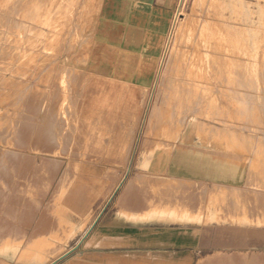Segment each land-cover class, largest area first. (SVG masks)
<instances>
[{
  "label": "rangeland",
  "instance_id": "374dc122",
  "mask_svg": "<svg viewBox=\"0 0 264 264\" xmlns=\"http://www.w3.org/2000/svg\"><path fill=\"white\" fill-rule=\"evenodd\" d=\"M25 1L26 0H23V2H25ZM30 1L33 2L34 0H30ZM30 1L28 0V3L32 4ZM48 1L46 0L45 4L48 8H49L48 5L53 4V7H51L52 5L50 6L51 10L55 7L54 4H58L57 0H56V2H55V0H53L55 3H51V4L48 3ZM58 1H60L61 2L60 4H62L61 7L59 6L60 4L57 5L60 8V12H64L63 11L64 8L66 10V7L68 5H70V6H68V8H71V6L73 7L72 10L67 9V10H69L68 13L64 12L65 14H69L71 16L70 17L69 15H66V16H68L67 19L70 18V20L68 19V21H67V19H65V17H64V19L66 20V22H65V20L62 19L63 18L62 15H64V14L60 13L58 11L59 8L57 6L56 7L58 9L57 8L56 9L54 8V9L58 12H55L54 9L52 12H55L54 15H56V13H58L59 16L61 15L60 17L57 16L58 14L55 17L52 14V12H50L51 10H49L45 6L46 10L48 9L47 11L50 15L47 14L46 13L47 11L42 6V5H45L43 3V0L38 1V2H40V4L36 1L38 6L34 5V4H36L34 2L32 4L33 6L28 5V3L26 1L24 3L25 7L28 5L26 8L24 7V5L22 6L23 3L21 2V0H0V83H1L0 84V120L5 122L4 123L5 125H3V123L1 125V122H0V125L2 126V127L0 126V128L2 129V130L0 129V132L4 131V132H1V134H0V141L3 139V142H0V158H1L0 159V173L1 172L3 173V171L5 173V174L4 173L0 174V177H1L0 178V188H1L0 189L1 190L0 191V209H1L0 210V215H1L0 216V250H1L0 251V264H41V260H40L41 256H39V257L38 256H32V257H29L28 259H21V253L26 248H30L31 250L33 249V252L35 251L37 253L42 252L43 250H46L48 247L47 245H49V243L52 240L51 239L52 235H54V234L60 235V233H63L65 228H66L65 225H67V227L72 225V229H74V231L76 230L73 234H71L72 237L69 236L66 238V240L63 241L64 245H65L64 246L65 250L70 251L74 247H76L80 242H82V243L80 244L79 248L75 249L70 254H68L66 257L59 260L56 264H72V263H75L76 261H83L85 263L88 262V264H188L187 260H174V259L184 257L189 252V250L193 249L195 246L199 247V249H201V250H208V249H211L212 247H216L218 245L224 246L226 244V242H191V241H189V239H192V240H194L195 238L203 239L206 236H209L210 234L211 235L212 234H220V238H223L224 234H227L229 232H233L234 234H239V235L242 234L245 236H247V235L252 236V232H253L252 230L254 228H258V227L264 228V212H263V210H261L260 214H246V213L236 214L234 212H231L229 214H223L222 213V206H221V204H219L220 203L219 199H218L219 195L216 194L215 191L213 192V190H208V189L206 190V188H204V187H198V186L196 187L195 184L190 183L189 176H191L193 174H190V172H189L188 154L182 151L183 148H185L184 150L186 152L188 151V146L187 145L184 146L183 143L188 141V139H189L188 133L190 132V130H192V128H196V127L202 128L204 131L198 132V135H197V137L199 139L198 143L202 144V146L205 147L206 150L214 156L224 158L228 161L237 162L239 164H246L248 172L249 171L250 172L248 174V179H247L248 184H246L245 189H248L251 191H258L261 193V195L264 196V145H263L264 144V140H263L264 139V132H263L264 131V117H263L264 116V112H263L264 111V107H263L264 106V101H263V99H264V96H263L264 95V93H263L264 92V75H262V74H264V49H263V47H264V0H171V1L168 0L167 7L169 9V18H168V21L165 24L163 30H160V31L157 30L155 27H153L154 24L151 22V20H149V18L140 19V20H133L134 17L132 15L131 16H129V15L124 16V15L118 14L119 11L122 12V8L118 7L114 0H103V1L97 0V3H98L97 5H96V2L95 3L92 2L93 6H95V7H92L91 1L89 0L90 1V8L91 7L95 8V9L91 8L92 9L91 12L94 10L95 16L97 15L96 17L95 16L93 17V15H94L93 12L89 13V14L85 13V10L89 7V3H88L89 1H87V0H83V2H85V3H83L82 0H80V1L76 0V1H78L77 2L78 4L76 3L77 6L74 3V2H76L75 0L74 1L73 0H70V1L69 0H65V1L64 0H58ZM71 1H72V4H71ZM86 1H87L88 5L86 4ZM92 1H94V0H92ZM100 1H102V2L100 3ZM50 2H52V0H50ZM65 2H67V3H65ZM81 2H82V5H84L83 7L85 9L80 5ZM41 3H42V5H41ZM63 3L67 4L66 7H64L65 4H63ZM100 4L102 6L99 7ZM85 5H87V8ZM78 6H79V9L77 8ZM28 7H31V8L33 7V9L36 7L37 8L36 13H33L35 9L32 10V12H30L31 8H28ZM38 7L39 8L41 7V8L38 9ZM42 7L44 8V11H41V9H43ZM27 8L30 9V10H28L30 12V15H29V13H27L28 15L26 13L22 14L23 12L27 11ZM61 8H63V10ZM75 9H78L79 11L75 10ZM82 9H84V11ZM23 10H25V11H23ZM88 10H89V8L87 9V11ZM70 11H73V12H71V14H70ZM80 11L81 12L83 11V14L80 13ZM39 12H40V14H38V15H40V16H42L41 13L44 14L42 16L43 19L41 18L42 21H41V19H38V20H40L41 23H39V21L37 20V18L39 17L37 15V13H39ZM88 12H90V11H88ZM178 12H179V15H178L179 23L182 22V23H184L183 25H185L187 21H188V23L190 21L189 24L192 26H194V25L202 26L201 30L205 34L204 37L211 40L215 46H217V47L219 46V49H220L219 51L221 52V54L223 53L222 57L225 55L227 56V57L225 56L224 59L222 58V60L225 64L222 65L221 68H219V70H216V68H218L217 66H215V68L212 70L213 75L216 74V71H217V74L225 71L224 73L226 75L224 73L222 74V75H224L225 79L222 78L221 81H218L219 84L221 83V86L217 84L218 83L217 80H220V79H217V77H214L213 83H210V81L212 80V77H211V79H208V83H206L205 86L208 85V86H210L209 88L207 86V87H205V89H203L202 87L199 88V86H198V91H196L197 88L195 89L196 86H194V89H193V85H190L192 87L190 89L189 84L184 80H180L181 82L180 81L178 82V80L181 79V76H176L175 74H178V73L181 74L180 72H182L183 68L185 67L184 63H182L183 55L185 58L187 54H190V51H192V49L198 48L196 43H195L197 41V37H196V39L194 38L195 36L193 35L194 33L192 30V31H188V32L186 31L183 33H179V34H181V35H178L179 41H180V36L182 38L187 37V41L185 40L186 38H183V40L181 38V42H179L177 40L178 44L177 43L175 44V45H177V46H175L176 51H178L177 49H179V46L182 49L181 53L179 51L178 52L175 51V60L178 59L180 61V59H181V61H180V63H178V60H177V63H176L175 60H173V62H171V65L169 64L170 65V66H168L169 68H167V63H166L165 67L167 69H169V71H166V72H168V73H166L164 71V69H165V67H164L162 75L163 76L166 75V76H164V77L161 76L160 77V83L158 84V86L156 88L154 87L155 85L153 83H155V79L158 77L157 73L161 69L160 60H161V57H162L164 50H165V47H166L165 44H167L168 36L170 34V31L172 30L171 26H173L174 20H175ZM18 13H21L22 15L18 14ZM45 13L48 16V18H47V16L45 17ZM74 13L77 16L74 15ZM180 13H182V15H180ZM25 14L27 15L26 17H25ZM35 14L38 17L34 18ZM19 15L20 16L24 15V18H25V19L23 18L24 21L21 19L22 17H20ZM31 15H32L33 19H35V20H33L32 18L30 20L31 21L33 20L34 22H36V20H37L38 21L37 24H35V23L33 24V22L31 23L32 25L29 24L28 19L30 18L29 16H31ZM80 15H81L82 19H81V17H79ZM53 16L55 18L54 20H56L58 17L59 18L58 21H60L61 19H62V21L63 20L64 21L63 22L61 21L59 24L56 20L54 23L53 22L54 20L52 18ZM27 17H28V19H27L28 21L26 20ZM49 17H50L49 21L53 20V21H51V22H53V24L51 22H46V21H48L47 19H49ZM184 17L185 18L187 17L189 19L187 20V18L185 19ZM44 18H47V19H44ZM93 18H95V20ZM182 18H184V19H182ZM19 19L22 21H20ZM79 19H80V21L77 22V20H79ZM192 19H193V21H192ZM43 20H46V21H43ZM86 20L88 21L87 23H86ZM69 21H71L72 23L74 22V23L71 24ZM82 21H84V23L87 25L86 27H85V25L83 27L84 23ZM21 22H23L22 25L21 24L18 25V23H21ZM46 23H48L47 25H49V26H46L45 25ZM67 23H69L68 25H70L72 27V29H71V27H69L67 25ZM23 24H26L27 26L26 25L25 26L29 30H27V28H25V26L23 28ZM39 24L42 27H44V26L48 27V29L46 27L41 28V26ZM50 24H52V25H50ZM56 24H57L59 30L57 29ZM62 24L66 25V27H64L65 28L64 32L62 30L63 28L61 27ZM189 24H188V27L191 28L192 26H190ZM36 25H37V27H36ZM88 25H89V27H88ZM93 25H95V26H93ZM20 26H22V27H20ZM31 26H33L32 29H31ZM54 26H56V28H53V30L55 29V31L52 30V27H54ZM75 26H76V30H75ZM80 27H83V29ZM115 27L122 28V31L117 29V31L113 32V28H115ZM36 28H38V30ZM60 28H61V30H60ZM86 28H89V29H86ZM25 29H26V31H25ZM33 29L34 30L36 29V32L38 31L39 35H36L38 33L35 34ZM56 29H57V31H56ZM91 29H92L93 34L90 33ZM20 30H21V33H20ZM40 30H42V31L40 32ZM83 30L85 32V33L84 32L83 33L86 35H84L81 32ZM132 30L136 33H139V37L136 39L137 49H135V50L128 48L129 46L130 47L132 46L131 45L132 39H130V33L132 32ZM28 31H30V32H28ZM61 31L63 32L64 35L60 34V33H62ZM68 31H71V32H68ZM26 32H28V33H26ZM43 32H46V33L43 34ZM47 32H49V33L51 32L50 33L51 35L49 34L51 37L48 36ZM52 32H56V33H52ZM58 33H59V36H56V34H58ZM68 33H70V35ZM74 33H76V34H74ZM78 33H79V35H81V33L83 34V39L81 38L82 36L78 35ZM21 34H26L27 36H30V37L33 36V34H35L36 36L34 35L31 38V41L33 42L32 43L29 41L30 39L26 35H24L25 40L23 39V37H20V36H23ZM41 34H42V36L40 38ZM66 34L68 36H66ZM182 34H184V35H182ZM185 34L187 36H185ZM44 35H46V37L48 39L55 37L54 39H50L51 42H49V43H52L53 42L52 40H54V43H52V44L47 43L46 44V42L50 41V40H48ZM192 35H193V37H192ZM62 36H64V38ZM17 37H19L22 40H19ZM35 37H36V39H35ZM79 37H80V39H79ZM216 37L218 38V40ZM16 38L18 40L17 43L21 42V44H22L21 46H19L20 52L16 48L20 44V43L18 45L16 44V41H17ZM38 38L40 39L41 42L38 41L39 40ZM61 38H63V39L61 40ZM74 38H75V40H74ZM85 38H87L88 40L85 41L84 40ZM26 39H29V40H26ZM43 39L46 40V41L44 40L45 41L44 43H43ZM66 39H67V41H66ZM114 39H117L118 41L116 42ZM202 39H203V37H200V40H202ZM70 40L74 41L73 43L76 45L78 44V45L77 46L74 44L72 45V42ZM82 40H84L85 42H83ZM89 40H90V42L93 41V42H91L92 44L89 42ZM191 40H193V42ZM200 40H198V41L200 42ZM22 41H24L25 43ZM64 41H65V45L67 44V46H63ZM69 41L71 43H69ZM75 41L76 42L80 41V42L76 43ZM182 41H184L185 44L187 42V45L185 46ZM215 41L219 42V43H216ZM26 42L29 43L30 47L27 45L28 43H26ZM38 42H39V45H38ZM61 42H62V45H61ZM81 42L83 44L82 45L83 48L86 45H89V43L91 46V48H90V46H89V48H88V46H86L85 50L87 48L89 49V52L87 54L84 50L85 54L87 55V57H86V55H85V57L88 58L86 61L84 58L81 59V57H80L82 55H83L82 57H84V54L81 53V51H82V46H80ZM188 42H190V43H188ZM203 42H204V40H203ZM55 43H56V45H55ZM84 43H85V45H84ZM45 44L47 45L46 47H45ZM48 44L51 46L50 47L51 49L48 48L49 47ZM58 44H60V45H58ZM68 44L69 45L71 44V46H75L74 47L75 49L73 47H70ZM235 44H236V47H234ZM23 46H24V49H22ZM39 46L40 47L44 46V47L40 48ZM58 46H59V49H57ZM201 46L204 48V49L202 48L201 50L207 49V47L205 48L204 44H202ZM222 46L225 48H223ZM11 47L13 48V50L16 49L17 53L16 52L13 53V50ZM19 47H18V49H19ZM28 47L30 49H28ZM31 47L33 50L31 49ZM34 47H35V49H34ZM53 47H56V48L54 49ZM68 47H69V49H68ZM76 47H78V48L80 47L79 50ZM191 47H192V49L190 50ZM26 48L28 49V50H26L27 52L25 51ZM64 48L65 49L67 48L68 50L67 49L65 50ZM185 48H187V49H185ZM199 48H201V47H199ZM21 49H22V51H21ZM48 49H50V50H48ZM61 49H63V52L61 51ZM80 49H81V51H80ZM152 49H153V51H155V52L158 51V52L155 54V52H153ZM30 50H32V51H30ZM35 50H37V53L39 54L40 58L38 57V54L35 53L36 52ZM57 50H59V51H57ZM70 50H72V52L75 51L76 54L74 53V55H73V53H71ZM225 50H226V53H225ZM28 51H30V52H28ZM67 51H68V53H67ZM25 52H26V54H25ZM32 52H33V58L29 59V56L32 57V55H31ZM60 52H62V53H60ZM77 52H78V54L80 53V56H77L78 55ZM183 52H184V54H182ZM15 53L19 54L18 55L19 57ZM40 53H42V55ZM179 53L182 55V57H181V55H179ZM232 53H233V55L235 54L236 56L235 55L232 56ZM34 54L35 55L37 54L36 59H38V61L36 60L35 66H34V64H35V57L36 56ZM21 55H23V56H21ZM71 56H73V57L71 58ZM239 56H240V58H239ZM20 57H21L23 63H21L20 60H18V59H20ZM74 57H77V59L75 58L76 60H73ZM54 58H55V60H54ZM56 58H58V59H56ZM67 58L69 59V61H67ZM131 58H133V59H131ZM234 58H236V60H234ZM24 59L27 61H25ZM33 59H34V64L33 63L28 64V61L32 62L31 60H33ZM52 59L55 62H57V61H61V62L60 63L57 62V65H56L55 62L52 63ZM70 59H72V61H70ZM78 59L84 60L86 62V65L83 61L78 60ZM137 59H138V61H137ZM231 60L236 61L240 67L238 66V64H236V66L233 65V62L231 63ZM94 61H96V62H94ZM226 61L228 63H226ZM26 62L29 66L28 65H24V66L20 65V63L26 64ZM87 62H88V64H87ZM46 63L48 65V67H47V65H45ZM73 63L76 64V66H73L74 65ZM51 64H52V66H51ZM58 64L60 65V67H62L61 64H63V66L65 65L64 66L65 71L63 70V67H62V69H59L60 67ZM80 64L83 66H79ZM41 66H42V68H40ZM50 66L53 68V69H51V71H49ZM180 66L182 67L181 71L178 69ZM234 66L237 67V69H239V68L240 69L237 70ZM170 67H171V70H170ZM225 67H227V68H225ZM15 68L20 69V71L17 70V72H16ZM22 68H23V71H21ZM24 68L27 69L28 73H27V71H25L26 69H24ZM54 68H55L56 72H54L55 71ZM72 68L74 69V71H72L73 70ZM77 68H78V70H77ZM174 68L177 71H175ZM124 69H126V70H124ZM145 69L147 71H145ZM167 69H165V70H167ZM220 69H222V71ZM241 69L243 71H241ZM13 70L15 73H13ZM69 70H70V77L67 76L69 74V73L67 74V72ZM75 70H77V72H76L77 75L74 73ZM79 70H80V72L83 71L82 72L83 74H85L84 70L87 71L89 74H87V72H86L84 77H81V76H83V75H81L82 74L81 73L80 74L81 76L79 78V77H77L79 75L78 74ZM178 70L180 72H178ZM59 71L63 72V73H60ZM170 71L172 73H170ZM49 72H50V74L52 73L51 75H53L55 77L48 75ZM72 72H73V74H72ZM122 72H124V74H125V77H123V78L121 77ZM155 72H156V74H155ZM258 72L260 73V75ZM36 73H42L45 76V80H43L44 77L42 74H39L41 77H38L39 75H37ZM45 73H47V75H45ZM58 73H60L61 76L58 75ZM142 73H144V74L146 73L149 76L150 80L148 83L140 85L136 82L139 79L140 74H142ZM55 74H57V76L61 77L62 80L59 81L60 78L56 79L57 76ZM74 74L76 75L77 79L74 77L75 76ZM72 75H73V78H72ZM167 75H168V79H167ZM228 75L230 78H228ZM233 75L235 77L237 76L239 79L237 77L235 78ZM29 76H32V77L30 78ZM169 76H171V77L169 78ZM248 76H250L249 79H248ZM27 77H29V78L27 79ZM37 77L39 78V80ZM42 77H43V79H42ZM51 77H53L54 80H56L57 82L53 81V78H51ZM67 77L69 78V80ZM172 77H174V78L177 77V80L172 78ZM245 77H246V79H245ZM49 78H51L50 79L51 83L49 82ZM70 78L72 80L73 79H75V80L72 81V80H70ZM81 78H82V81L85 82V83H83L84 86L76 85V84H78V82H79V84H82V83H80V82H82ZM165 78H166V80L163 81ZM226 78H227V80L228 79H230V80H228L226 82ZM13 79L15 81H13ZM30 79L34 80L35 83H37L38 81L39 82L40 81L45 82L46 80H47L46 82H48V83L44 84V82L43 83L38 82L36 85ZM35 79L37 82L35 81ZM223 79H224V82L222 81ZM234 79H236V80H234ZM66 80H68V83ZM170 80L172 83H170ZM174 80H175V82H174ZM11 81L13 82V84ZM69 81L70 82L72 81V82L69 83ZM74 81H77L76 84ZM239 81L242 83V85ZM15 82H16V84H14ZM21 82L24 84L25 83H27V84L23 85ZM53 82H54V84H53ZM176 82H177V84L180 83L181 85L176 84L177 85V87H176V85H175ZM225 82L228 85V87L225 86V84H224ZM231 82H232V84H231ZM55 83H57V85H55ZM72 83L75 84L77 88L79 86L80 90H81L80 87L82 86L83 93L81 92L82 94L80 93V95L77 94V92H79L80 90L75 88V85L73 87ZM93 83H94V85H93ZM130 83H134L135 86H131ZM162 83H164V84L167 83V85L165 86L163 84V86H162ZM46 84L48 86H46ZM70 84H72V85H70ZM119 84L122 86H120ZM185 84H187L186 85L187 89L185 88ZM223 84H224V86H222ZM246 84H247V86H246ZM9 85H12V86H10L11 88L9 87ZM18 85H19V88L17 87ZM67 85L70 87L68 88ZM95 85H96V88L93 89L94 92H92V93L89 92V90L91 91L92 87H95ZM114 85H115V87H114ZM253 85H255V87ZM24 86H26V88ZM57 86L60 89H58ZM101 86L103 87V89H101L102 88ZM118 86H120V87H118ZM179 86H181V87H179ZM211 86H213L212 88H215V87L217 88V89L215 88L214 93L218 92L220 94V92L217 90L223 89L222 92L224 91L223 93H225V95H227V97L225 95L220 94L221 96L219 95V98L220 97L221 98L219 99L218 94L217 95L215 94V96H214L212 93L213 89L211 88ZM231 86H233V87L230 88ZM158 87H159V89H158ZM219 87H221V88H219ZM111 88H113L114 91ZM130 88L134 89V92H133L134 95L132 97L134 99L136 98L135 99L136 101H133L134 103L131 102L130 104L134 105L136 102V108L129 107V108H127V110L126 109L122 110V107H124L126 98L129 99L128 98L129 96H126L123 99H121L119 96L123 95V94L125 95L128 93H131L129 90ZM201 88H202V90H201ZM210 88H211V92L209 93ZM253 88H254V91H253ZM262 88H263V90H262ZM18 89H20L21 92ZM24 89L29 94V95L27 94V97L25 96L26 91ZM70 89H72L73 91H71ZM84 89H86V92L84 91ZM176 89H181V90H178V92H179L178 93L176 91ZM192 89L196 91V93H197L196 96H193L195 94L192 93ZM206 89H208V90H206ZM31 90H33L34 92ZM35 90L38 92V93H36L37 95L36 94L33 95V93H35ZM46 90H47V93H46ZM161 90L164 91V94H163V91H161ZM204 90L206 91V93L207 92L209 93V94L207 93L208 96H205L206 93ZM18 91L20 92V94ZM59 91H62V92H59ZM119 91H121V92H119ZM159 91L161 92V94H158V93H160ZM174 91H176L175 93H177L176 94L177 96L175 95ZM195 91H193V92H195ZM261 91H263V92H261ZM31 92H32V94H31ZM39 92H41V94H39ZM186 92H187V94L185 95L184 93H186ZM13 93H15V94H13ZM69 93H71L72 95H70ZM98 93H101V94H98ZM104 93H106V94H104ZM188 93H190V94H188ZM202 93H203V97H202V95H200ZM18 94H19V96H18ZM61 94H62V96H61ZM155 94H157L159 96L156 95L157 96L156 97ZM210 94L213 95L212 96L213 98L210 96ZM249 94L250 95L253 94V95L250 96ZM10 95L16 101V105L13 104V103H15L12 101L13 99L11 100V98H9ZM13 95H17V96H13ZM32 95L33 96L36 95L37 98H36V96L33 97ZM38 95H42V96H40V97H42V99ZM171 95H174V97ZM188 95H189V97H188ZM197 95H199V96H197ZM234 95L235 96L237 95V97H235ZM23 96H25V98ZM30 96H32L33 98ZM67 96H69V97L67 98ZM80 96L83 99L82 102L85 103V104L82 103V105H83L82 107L80 105L81 104L80 100H82L80 98ZM111 96H113L114 98H112ZM150 96H151V98H150ZM152 96H153V98H152ZM228 96H230V97H228ZM7 97L10 100H8ZM74 97H76L75 100H78L79 102L78 101L75 102V100H73ZM158 97H160V98H158ZM191 97H192V100L190 99ZM196 97H197V99H196ZM4 98H7V99L4 100ZM69 98H70V100L72 99L71 102H70V100L68 101ZM148 98H149V100H148ZM165 98H167V99H165ZM177 98H178V100H177ZM206 98H208V99L210 98L211 101L209 102L208 99H206ZM23 99H24V101H23ZM29 99H30V101H29ZM50 99H52L51 101L58 100V101H53L54 103L57 102V104L53 103L54 104L53 105L52 102L50 101ZM96 99H97V101H96ZM185 99H187V100H185ZM215 99L217 101H214ZM223 99H224V101H222ZM31 100L33 103H30ZM109 100H111V101H109ZM172 100L174 101V105L171 104V102H173ZM3 101H4V103H3ZM28 101H29V104H28ZM154 101H155V103L153 104ZM156 101H158V102H156ZM185 101H187V102H185ZM256 101L257 102L259 101V103L261 105L259 103H257ZM8 102H9V104H8ZM19 102H21V103L19 104ZM24 102H25V104L27 103L26 106H25V104H23ZM222 102H224L225 104ZM74 103H75V105H74ZM17 104H18V107H17ZM35 104L38 105V106H35L36 108L34 107ZM110 104H112V105H110ZM160 104H161V106H160ZM27 105H29L30 107ZM55 105H57V106H55ZM126 105H127V102H126ZM168 105L173 106V108L171 106H168ZM188 105H189V107H188ZM251 105H253V106H251ZM14 106L18 110L15 109ZM19 106H20V108H19ZM31 106L33 108H35V110ZM53 106H55V110L53 111L51 109L53 112L49 111V109L53 108ZM69 106H71V108ZM108 106H110V108ZM140 106H141V108H140ZM153 106H154V108H156V107L159 108L160 110L157 108H156V110H159L160 112L162 110L163 111L162 113L164 114V115L162 113L158 114L159 111H157V113H155L156 115L154 114L157 117H160V118L162 117L161 118L162 122L159 120L160 124L163 123V124H161L160 128H159L160 124L157 121L158 118L155 116L151 117V115L154 111ZM254 106L256 108H254ZM26 107H28V109L32 110V112L34 111L33 115H32V112L30 110H28ZM102 108L104 110H102ZM108 108H109V110H108ZM174 108H176V109H174ZM202 108H204V109H202ZM20 109H22V112ZM37 109H38V111H37L38 113L41 112L39 114L40 115L39 117L35 116L38 114L36 112ZM47 109H48V111H47ZM70 109H72V111ZM65 110L67 111V113H65L66 112ZM58 111H59V113H58ZM101 111H103L102 113L104 115H106L105 119H104L105 116L101 113ZM138 111H140V112H138ZM203 111H204V113H203ZM253 111L255 113H253ZM10 112H11V114H10ZM55 112H57L59 114L58 115L59 117L57 116V113H55ZM171 112H173V114H171ZM25 113H27V114H25ZM44 113H46L47 115ZM72 113L74 114V116L77 117V120H75L76 118L73 119L74 116L72 115ZM136 113L139 115V117L142 116V117H140L141 119L139 118L140 124H137L139 121L137 119L138 115ZM14 114L16 115L17 119H16ZM79 115H81V116H79ZM135 115H137V117ZM159 115H161V116H159ZM8 116H9V118H7ZM43 116L44 117L46 116L45 119ZM47 116H48V118H47ZM72 116H73V118H72ZM70 117L73 119V120L71 119L72 120L71 122L69 120ZM101 117H103L102 120L104 122L102 120H100ZM4 118H5V121L3 120ZM14 118L16 119V121ZM30 118H31V120H30ZM33 118H36V120ZM135 118H136V120H134ZM153 118H155L154 121H156L158 123V128H156L157 124L153 123V124H155L154 126L156 129L153 128L154 127L153 124L149 122ZM6 119H10V121L6 120ZM57 119H60V120L57 121ZM22 120H25V121H22ZM32 120H33V122H30ZM6 121H9V122H6ZM107 121H110V122H107ZM136 121H137V123L134 124ZM12 122H16L17 125L15 123H12ZM22 122L31 125L27 128V130L31 131V128L34 127L35 131H34V129H32L33 135L30 133L31 137H30V134L28 137V139L30 138L29 141L32 140V138H33V141L29 142V141H26L25 139L24 140L21 139L22 140L21 141L22 145H21L20 141L18 142L17 137H19L18 136L19 131L21 130L20 126H18V125L22 124ZM41 122H42V124H41ZM54 122L56 124L57 123L58 124L56 125ZM118 122H120V123H118ZM148 122H149V124H148ZM168 122H170V123H168ZM180 122L181 123L183 122L182 124H184L183 125L184 127H181L182 125L180 126V124H181ZM7 123H9V124H7ZM38 123H39V125H38ZM63 123L64 124L67 123V125L66 124L61 125ZM68 123L69 124L72 123L71 126H74V130H73V127H72V129L70 128L72 131H74V133H72V135H74V136H72V135L70 136L69 133H71V130H69L70 132L68 133V129L70 126ZM95 123H97L98 126H95L96 125ZM13 124L15 125L14 128H13V126H14ZM74 124H77L76 125L77 127ZM32 125H33V127H32ZM35 125H36V127H35ZM162 125H163V127H162ZM185 125H186V128H185ZM4 126H6V127H4ZM37 126H38V128H37ZM151 126H152V128H151ZM3 127L5 128V130ZM7 127H9V128H7ZM95 127H97V128H95ZM178 127H180V128L175 130V128H178ZM257 127H258V129H257ZM6 128H7V130H6ZM47 128H50V129H47ZM56 128H59V129H56ZM87 128H89V129H87ZM135 128H138L139 130L137 129L138 130L137 131ZM9 129H10V131H9ZM37 129H39L40 131L46 130L45 134H42V136L44 135V137H42V139L44 138L48 142L49 140H47V139L49 138V136L51 137V135H55L57 138V142L53 143V145L52 144L49 145L44 140L40 144V146H45L46 149H45V147L44 148L40 147L38 145L39 143H36V142L34 143V141H36V139L40 136V135H36ZM146 129H147V131L150 130V131H148V135L146 134L147 133ZM151 129H152V131H151ZM153 129H154V133H153ZM206 129H207V131H206ZM259 129L262 131H259ZM13 130L15 133L13 132ZM178 130H179V132H178ZM7 131H9V132H7ZM40 131L37 130V132H40ZM63 131L66 133H64ZM107 131H109V133ZM121 131H123L122 134H120ZM49 132H50V134H49ZM116 132L118 134H116ZM132 132H133V136L135 138H133V137L131 138ZM2 133H5V134H2ZM6 133H7V135H6ZM151 133H152V135H151ZM170 133H172L171 137H170ZM174 133L175 134L180 133V134L179 135L176 134L177 135V137H176ZM14 134H15V136H14ZM58 134H59V140L60 141L58 140ZM61 134H62V136L60 137ZM63 134H64V139L62 140ZM144 134H145V136H147V140L145 139L146 137L144 136ZM4 135H6V136H4ZM34 135H36L37 137L35 138ZM137 135H138V137H137ZM163 135H165V136H163ZM2 136L5 138H2ZM65 136H67V138L68 137H70V138L66 139ZM124 136L125 137L127 136L126 138H128V140ZM129 136H130V138H129ZM9 137L14 139V141H12V139ZM98 137H99V139H98ZM172 137H174L173 138L174 140L170 141L172 139ZM71 138L73 141L71 140ZM94 138H95V140L96 139L97 140L95 141ZM123 138L125 141H123ZM69 139H70V141H69ZM130 139H131V141H130ZM168 139H170V140H168ZM8 140L11 143H9ZM64 140H66V141H64ZM67 141H69L70 143ZM71 141H72V143H71ZM146 141H148V142H146ZM164 141L165 142L168 141L166 143L167 145L164 144V146L166 145L165 147L162 144ZM31 142L33 143V145H35V144H37V145L33 146L31 144ZM65 142H67L69 149L74 144V146H72V148H74L75 150L71 149L69 151V154L71 153L70 156L69 155L67 156V154H65V155L61 154L62 152L68 153V151H67L68 147H67V144H65ZM76 142L78 143V146H80V147H76L77 146ZM95 142H97V144ZM125 142H126V145H125ZM24 143L27 145L25 146ZM102 143L104 144V146L102 145ZM168 143H170V144H168ZM173 143H174V145L172 147L171 144H173ZM5 144H7V145H5ZM129 144H131L130 147L132 146L131 150H130V148H128ZM14 145L17 146V148H18V146L23 147V145L26 148L27 147L28 148L26 149L23 147L24 148L23 149V148L19 147L18 149H20V148L21 149L18 150V149H14V148H16V147H14ZM97 145H101V147L103 146L104 149H102L100 146H97ZM142 145H145L147 154L153 153L155 150L156 151H164V150H168V149L171 150V153L173 155V160H172L171 169H170L171 173L169 172V174L171 175L170 177L168 175H165L166 178H164V176H163L164 174L162 175L163 176L162 177L160 174H155L152 172L149 174L148 173L149 171L143 172L142 175H144V176L138 175L139 169L137 167V161H138V157H139L141 148L143 147ZM169 145H171V146H169ZM37 146L42 148L43 150L45 149L44 150L45 152H42L43 153L42 154L41 151H43V150H41ZM52 146L58 150V151L55 150V152H54V148L51 149L54 154L49 152L50 148ZM56 146L57 147L59 146V148H57ZM62 146H65V147L62 148ZM36 147L38 149H36ZM92 147H94V148H92ZM98 147L101 149H99ZM33 148H35L36 150L35 149L33 150ZM61 148L64 151L61 150ZM134 148H135V150H133ZM28 149H29V151H27ZM59 149L61 152L58 155ZM65 149H66V151H65ZM22 150H24V151H22ZM46 150H48V151H46ZM98 150H100V151L98 152ZM125 150H126V156L127 157L125 156ZM5 151L7 152V154ZM8 151H9V153H8ZM35 151H36V153H35ZM38 151H40V152H38ZM4 152L7 156H4L5 155L4 154V155H2L4 158H2L1 154H3ZM12 152H13L14 156H11ZM73 152H74V154L72 155ZM55 153H57L56 154L57 156H55ZM77 153L79 154L80 159H78L79 157H77L78 156V155H76ZM120 153H122V155ZM16 154H18V155H16ZM18 156L20 157V159H18V162L20 161V163L18 164V162L16 161L17 164L11 166L10 161L8 162V160L13 159V157L19 158ZM60 156H65V157H60ZM5 157H7V158H5ZM21 157H23L22 158L23 161H22ZM29 157H30L31 162L29 160ZM32 157H34V158L36 157V158L34 159ZM70 157H71V159H69ZM25 158L26 159L28 158L29 162L26 161ZM40 158H41V160H40ZM121 158L126 159L125 160L126 161L125 167H124V159L122 160ZM127 158H129V159H127ZM4 159L6 162H4ZM24 159H25V165L26 166L23 163ZM50 159H51V161H50ZM120 159H121V161H120ZM176 159L181 160L180 161L181 166H180V164H179V166H177ZM35 160H36V162H35ZM43 160H47V161L52 162V164L54 165V168H59V169L61 168L60 171H58V173L56 174V176L53 177V175H51L50 176L51 178H50L48 176L46 177L45 176L46 174H41L42 172L39 171V168H40V164H41L40 162H42ZM52 160L53 161L56 160L55 162L57 164L58 163L59 164L58 165L55 164ZM59 161H61V163ZM32 162H33V165H35L37 163L36 165H38V166L35 165L33 168L32 164L29 165V163H32ZM115 162H116V164H115ZM120 162H123V163L120 164ZM1 163H3V164H1ZM7 163H9V164L7 165ZM21 163H23V164L21 165ZM60 164H63V166ZM66 165H68V166H66ZM128 165L130 167L129 172L125 171L126 167H128ZM59 166H61V167H59ZM71 166H73L74 168L73 167L70 168ZM17 167H18V170H21V171H18ZM110 167L113 168V170ZM54 168L52 169L53 171H54ZM7 169L8 170L12 169L13 171L11 170V172H10ZM27 169H28V171H27ZM34 169H35V171H34ZM66 169H67V171H66ZM108 169H111L110 172L109 171L106 172ZM31 170H33V171H31ZM55 170H57V169H55ZM36 171H38V172H36ZM64 171H65V173H64ZM74 171H75V173H74ZM9 172L12 175H9ZM67 172L69 174L72 172L71 173L72 176L69 175ZM107 173H109V174L112 173L113 175H109V174L107 175ZM6 175H8V176H6ZM41 175H43L44 177ZM63 175H66V177H64ZM78 175H79V177H78ZM80 175L83 177V179H81L82 177ZM103 175L105 178H103ZM136 175H137L138 179H137ZM11 176L13 177V179L11 178ZM156 176H158V177H156ZM214 176L216 177V175L213 174L212 177H214ZM42 177L44 178V180L41 179ZM62 177H63V179H62ZM71 177L74 179H71ZM145 177H149L150 181H152V178H153V182L148 181L149 179H147V178L145 179ZM167 177H168V179H167ZM46 178H47V180H46ZM49 178L51 179V181ZM144 179L147 181L146 184H147L148 188H146V185H144L146 182ZM154 179H155V182L158 181V184L154 182ZM157 179H159V180L161 179L160 181H161L162 185L159 183L160 181ZM45 180H46V183L44 182ZM80 180H81V182H80ZM131 180L132 181L137 180V181H134L135 183L133 186H135V187H132L133 190L131 189V193H127V195H126L128 198L127 199L125 196H123L124 193H122L121 191H124V188H122V187H125L126 184H128ZM140 180H142V181H140ZM143 180H144V182H143ZM1 181H3L4 183ZM10 181H12V182H10ZM52 181H53V183H52ZM59 181H60L61 186H60V184H58ZM68 181L69 182L72 181V182L69 183ZM102 181H104V182L102 183ZM118 181L119 182L123 181V186L118 187L117 186V184L119 183ZM162 181H163V183H162ZM34 182H36V183L38 182V183L37 184L35 183V185H33ZM47 182H50L52 185L49 186V183H47ZM141 182H142V184H141ZM148 182H149L150 186H148ZM19 184H21V185H19ZM38 184H39V186H37ZM255 184H256V186H255ZM1 185H3V186H1ZM40 185H41V187H40ZM47 185L49 187L47 189H45L44 186L47 187ZM67 185L70 188L66 187ZM105 185H106V187H105ZM143 185H144V188H143ZM27 187H29V189ZM43 187H44V189H41ZM136 188H139L137 194L134 193V192H137ZM19 189H20V191H19ZM36 189H37V192H36ZM134 189H136V190H134ZM142 189H144V190H142ZM216 189H218L219 191L222 190L221 187H216ZM29 190H30V192H29ZM40 190H42V191H40ZM69 190H72L73 192H75V194L71 195L69 193ZM206 191H207V195L205 193ZM25 192H27V193H25ZM52 192H53V194H52ZM22 193H23V195H22ZM31 193L33 194V196H32V197H34L33 199L31 197ZM59 193H60V195L58 196ZM27 194H28V196H27ZM128 194L130 196H128ZM132 194H134V195H132ZM35 195H37V196H35ZM197 196L199 197L198 199H196ZM36 197H37V199H36ZM43 197L45 198L44 199L45 201L42 200ZM58 197L61 200L57 199ZM54 198L56 199V201L57 200L58 201L55 202ZM30 199H32V200H30ZM122 199L125 201H123ZM49 200H51L52 202L50 201V203H47V202H49ZM166 201L168 202V204L172 203V205H174L173 207L177 211V213H175L173 215H169V217L163 219L161 222H154V223H150V224L146 223L142 226L126 225V226H118V227H113V228L106 227V223L108 222V220L113 218V216L116 215L117 213H121V214L125 213L126 215H128L130 217L137 216V214L141 215L143 212L148 211L149 207L152 208L154 206H156V207L157 206L158 207L163 206ZM206 201H207V204H206ZM238 201H240V200H238ZM13 202H15L16 204H14ZM11 203L14 206H10ZM206 205L209 209L211 206H213V212H214L213 213L214 216L208 217L207 219L205 218L204 213H203ZM6 208H7V211H5ZM13 208H14V210H12ZM11 210L14 212H12ZM50 210H51V212H50ZM37 211H38V213H36ZM184 211H186L188 213H186ZM217 211L220 212V214H218ZM133 213H135V214H133ZM20 215L22 216V219H21ZM54 216L56 217V219ZM210 223H218L217 225H214V227H215L214 232H208L206 230H201V229L194 231V230H190V228H189V227H194V226L202 228L203 226L208 225ZM27 224H28V226H27ZM226 224L229 227H232V231H230V230H225V231L216 230V229H219L220 227H222L223 225H224V227H226L227 226ZM57 225H59V226L57 227ZM237 227H238V229L236 230ZM242 227H245L244 230L242 229ZM86 232L89 235H85ZM26 237L29 240H27ZM32 239H33V241H36V242H29ZM177 239H179L178 242H176ZM27 243L29 246L27 245ZM44 243L47 245H45ZM35 244H36V247H35ZM37 244H39L40 246ZM43 244H44V246H43ZM23 245H24V247H23ZM25 245H27V246H25ZM18 246H19V248H18L16 258L15 257L13 258L11 255L5 254L6 250L13 249V248H16ZM41 246H43L44 248L46 247V248L45 249L43 247L41 248ZM37 247H38V249H37ZM40 250H42V251H40ZM126 254H128V255L149 254L152 256H161L163 258L151 257V259H150V258H129V257H126V258L125 257H117V258L107 257L109 255L124 256ZM18 256H20V258ZM46 257L50 258L51 260L54 259V256L52 254H47ZM165 258H168V259H165Z\"/></svg>",
  "mask_w": 264,
  "mask_h": 264
},
{
  "label": "bare ground",
  "instance_id": "6f19581e",
  "mask_svg": "<svg viewBox=\"0 0 264 264\" xmlns=\"http://www.w3.org/2000/svg\"><path fill=\"white\" fill-rule=\"evenodd\" d=\"M26 1H27V3H28V0H26ZM26 1H25V2H26ZM29 1H30V0H29ZM36 1L38 2L39 0H36ZM36 1L34 0L33 2L36 3ZM40 1H41V0H40ZM45 1H46V0H43V3H44V4H45ZM47 1H48V0H47ZM64 1H65V0H64ZM69 1H70V0H69ZM73 1H74V0H73ZM75 1H76V0H75ZM79 1H80V0H79ZM87 1H89V0H87ZM87 1H86V4L88 5V3H89V7H88L89 10H88V11H90V12L87 11L88 8H87V5H85L86 8H87V9L85 10V13H86V14H89V13H92V12L94 13L95 11L93 10V11L91 12V10H92V9H95V8H92V7H95V6H93V3H95V2H96V5L98 4V3H97V0H94V1L90 0V1H91V5H92V7H91L92 9L90 8V1H89L88 3H87ZM102 1H103V0H102ZM102 1H100V3H101ZM170 1H171V0H170ZM21 2L23 3V4L21 3L22 6H23L25 2H23V0H21ZM30 2H31V1H30ZM33 2H31V3L33 4ZM55 2H56V0H55ZM55 2H54L53 0H52V2H50V0L48 1V3H50V4H51V3H55ZM57 2H58V4H54V6H55L54 8H55V9H56L57 7L59 8V6H60V7L62 6V4H60V3H61L60 1L57 0ZM67 2H68V1H67ZM67 2H65V3H67ZM77 2H78V1L74 2L76 6H77V4H78ZM82 2H83V0H82ZM82 2H81L80 5L83 7L84 5H82ZM92 2H93V3H92ZM98 2H99V1H98ZM38 3L40 4V2H38ZM48 3H47V4H48ZM65 3H63V4H65ZM74 3H73V4H74ZM76 3H77V4H76ZM83 3H85V2H83ZM32 4L28 3V5L33 6ZM59 4H60V5H59ZM69 4H70V3H69ZM71 4H72V1H71ZM120 4H121V3H120ZM28 5H27V6H28ZM34 5H37V3L34 4ZM41 5H42V3H41ZM51 5H52V6H51ZM51 5H48L49 8L46 6V4H45V5H42V6H43L44 8H45V6H46L49 10H51V7H53V4H51ZM57 5H59V6H57ZM66 5H67V4H65V6H64V5H63V6L66 7ZM94 5H95V4H94ZM27 6H26V7H27ZM37 6H38V5H37ZM37 6H36V7H37ZM50 6H51V7H50ZM56 6H57V7H56ZM68 6H70V5H68ZM68 6L66 7V10H65L64 7H63L64 10H63V8H61V9H62L65 13H68V11H69L70 9L72 10V8H73L72 6H71V8H68ZM73 6H74V5H73ZM100 6H102V5L100 4L99 7H100ZM24 7H25V5H24ZM26 7H25V8H26ZM36 7L34 8L35 10L33 9V7H32V8H31V7H28V8H31V10L27 8V11L30 10V12H32V10H34L33 13H36V9H37ZM43 7H42V8H43ZM40 8H41V7H40ZM40 8L38 7V9H40ZM44 8L41 9V11H44ZM54 8H53V9H54ZM58 8H57V9H58ZM75 8H76V7H75ZM77 8L79 9V6H78ZM80 8H81V7H80ZM83 8H84V7H83ZM96 8H97V7H96ZM48 9H47V10H48ZM53 9H52L50 12H52ZM55 9H54V10H55ZM67 9H69V10H67ZM78 9H75V10H78ZM84 9H85V8H84ZM84 9H82V10L84 11ZM179 9H180V8H179ZM25 10H26V9H25ZM25 10H23V11H25ZM45 10H46V8H45ZM47 10H46V11H47ZM62 10H61V11H62ZM73 10H74V9H73ZM101 10H102V9H101ZM27 11H26V12H23L22 14H24V13H26V14L29 13V15H30V12H29V11L27 12ZM41 11H40V12H41ZM46 11H45V12H46ZM58 11L60 12V8H59ZM58 11L55 10V12H58ZM66 11H67V12H66ZM78 11H79V10H78ZM83 11H82V12L80 11V13L83 14ZM86 11H87L88 13H87ZM179 11H180V10H179ZM40 12L37 13V15L40 14ZM55 12H52V14L54 15ZM64 12H60V13H63V14L65 15V16L62 15L63 18H62V17H61V18L64 19V17H65V19H67L68 16H66V15H69V14H65ZM71 12H73V11H70V14H71ZM46 13L49 14L48 11H47ZM46 13H45V17L47 16ZM76 13H77V12H76ZM85 13H84V14H85ZM136 13H137V12H136ZM18 14H21V13H18ZM22 14H21V15H22ZM26 14H25V17L28 15V14H27V15H26ZM41 14H42V16L44 15L43 13H41ZM52 14H51V15H52ZM57 14H58V13H56V15H57ZM72 14H73V13H72ZM97 14H98V13H97ZM49 15H50V14H49ZM56 15H54V16L56 17ZM74 15H76V14L74 13ZM91 15H92V14H91ZM178 15H179V12H178L177 15H176V18H175V20H174V24H173V26H171V27H172V30L170 31V34H169V36H168L167 44L164 43V44L166 45V47H165V50L163 49V50H164V53H163V55H162V57H161V60H160V66H161V69H160V70L158 71V73H157V74H158V75H157L158 77L155 79V83H153V84L155 85L154 87L156 88V87L158 86V84L160 83V77L163 76V75H162V74H163L162 72H163V69H164L166 63H167V68H169L168 66H170V65H171V62H173V60H175V51H176V50H175V46H177V45H175V44L179 41V40H178V35H181V34H179V33H183V32H186V31L188 32V31H192V30H193V33H194L193 35L195 36L194 38L196 39V37H197V41H196L195 43H196V45H197L198 48H194V49H192V47H191L190 50L192 49V51H190V54H187L185 58H184V55H183V61H182V63H184V65H185V67H184L183 70H182L183 73L180 72L181 69H182V67L180 66L181 68H180V67L178 68V69L180 70V71L178 70V72H180L181 74L178 73L179 75H178V74H175V75H176V76H181V79L178 78V79H179L178 82H179L180 80H184V81H186V82L189 84L190 89L192 88L190 85H193V89H194V86H196V87H195V89L197 88L196 91H198V86H199V88L202 87L203 89H205V87L208 86V85L205 86V84L208 83V79H211V77H212V80H213V81L211 80L212 82L210 81V83H213V82H214V77H217V79H220V80H217V79H216L217 82H218V81H221V79L224 78V75H222V74H223L225 71L222 72V73H218V74H217V71H216V74L213 75L212 70L215 68V66L218 67V68H216V70H219V68H221V66L225 64V63L223 62L222 58L224 59V57H225L226 55L224 54L225 56L222 57V54H223V53L221 54V52L219 51V50H220V49H219V46H218V47L215 46L214 43H213L211 40H209V39H207L206 37H204L205 34H204V33L202 32V30H201L202 26H197V25L192 26V25L189 24L190 21H189V23H188V21H187L186 24L183 25L184 23H182V22L179 23V17H178ZM180 15H182V13H180ZM19 16H20V15H19ZM38 16H39L40 18H39ZM38 16H36V14H35V17H34V18L38 17L37 20L42 18V16H40V15H38ZM54 16L52 17L53 20L55 19ZM57 16L60 17L61 15L59 16V14H58ZM69 16H70V15H69ZM76 16H77V15H76ZM94 16H95V13H94L93 17H94ZM96 16H97V15H96ZM96 16H95V17H96ZM161 16H162V15H161ZM20 17H22L21 19L24 21V19H25V18H24V15H23V16H20ZM29 17H30L29 19H28V17L26 18V20H27V19L29 20V21L27 20V21L29 22V24H31L32 22H33V24H34V23L37 24L38 21H39V23H41L40 20H38V21L36 20V22H34L33 20H35V19H33L32 15L29 16ZM58 17H57L56 20H57V22L60 24V22L62 21V19H61L60 21H58V19H59ZM70 17H71V16H70ZM79 17H81V15H80ZM165 17H166V16H165ZM17 18H18V17H17ZM23 18H24V19H23ZM31 18L33 19L32 21L30 20ZM47 18H48V16H47ZM47 18H44V19H47ZM74 18H75V17H74ZM83 18H84V17H83ZM184 18H185V17H184ZM184 18H182V19H184ZM186 18H187V17H186ZM186 18H185V19H186ZM42 19H43V18H42ZM42 19H41V21H42ZM65 19H64V20H65ZM68 19L70 20V18H68ZM68 19H67V21H68ZM71 19H72V18H71ZM81 19H82V17H81ZM93 19L95 20V18H93ZM188 19H189V18H187V20H188ZM19 20H20V19H19ZM22 20H20V21H22ZM26 20H25V21H26ZM47 20H48V21H46V20H43V21H46V22H51V21H53V20L49 21V20H50V17H49V19H47ZM56 20H54L53 22L55 23ZM64 20H63V21H64ZM72 20H73V19H72ZM72 20H71V21H72ZM30 21H31V22H30ZM63 21H62V22H63ZM71 21H69V22H70L71 24H73L74 22L72 23ZM78 21H80V19L77 20V22H78ZM180 21H181V20H180ZM185 21H186V20H185ZM192 21H193V19H192ZM195 21H196V20H195ZM53 22H51V23L53 24ZM65 22H66V20H65ZM82 22L84 23V21H82ZM87 22H88V21L86 20V23H87ZM196 22H197V21H196ZM16 23H17V22H16ZM22 23H23V22L18 23V25H20V24L22 25ZM91 23H92V22H91ZM95 23H96V22H95ZM187 23H188L190 26H192V27H191V28L188 27V24H187ZM194 23H195V22H194ZM197 23H198V22H197ZM43 24H44V23H43ZM47 24H48V23H46L45 25H46V26H49V25H47ZM52 24H50V25H52ZM59 24H58V25H59ZM68 24H69V23H67V25H68ZM18 25H17V26H18ZM25 25H26V24H23V28H24ZM31 25H32V24H31ZM39 25H40V24H39ZM64 25H65V24H64ZM64 25H63V24L61 25V27L63 28V29H62L63 32L65 31V28H64V27H66V25H65V26H64ZM84 25H85V27L87 26V25L84 23V24H83V27H84ZM91 25H92V24H91ZM171 25H172V24H171ZM186 25H187V26H186ZM26 26H27V25H26ZM26 26H25V28H27ZM28 26H29V25H28ZM33 26H34V25H33ZM33 26H31V29H32ZM40 26H41V25H40ZM43 26H44V25H43ZM46 26H44V27H46ZM56 26H57V24H56ZM56 26L52 27V30H53V28H56ZM59 26H60V25H59ZM68 26L71 27L70 25H68ZM68 26H67V27H68ZM93 26H95V25H93ZM18 27H19V26H18ZM20 27H22V26H20ZM36 27H37V25H36ZM38 27H39V26H38ZM44 27L41 26V28H44ZM69 27H68V28H69ZM77 27H78V26H77ZM83 27H80V28L83 29ZM88 27H89V25H88ZM91 27H92V26H91ZM120 27H121V26H120ZM120 27H115V28H113V32H114V31H117V29L120 30V31H122V28H120ZM46 28L48 29V27H46ZM78 28H79V27H78ZM78 28H77V29H78ZM93 28H94V27H93ZM36 29L38 30V28H36ZM36 29H35V30L33 29V31L35 32V34L38 33V31L36 32ZM50 29H51V28H50ZM57 29H58V26H57ZM57 29H56V31H57ZM66 29H67V28H66ZM71 29H72V27H71ZM82 29H81V30H82ZM86 29H89V28H86ZM94 29H95V28H94ZM169 29H170V28H169ZM27 30H29V29L27 28ZM58 30H59V29H58ZM60 30H61V28H60ZM68 30H69V29H68ZM75 30H76V26H75ZM84 30H85V29H84ZM84 30L81 31V32L83 33ZM16 31H17V30H16ZM25 31H26V29H25ZM31 31H32V30H31ZM41 31H42V30H40V32H41ZM53 31H55V29H54ZM71 31H72V30H71ZM71 31H68V32H71ZM90 31H91L90 33H92V29H91ZM93 31H94V30H93ZM28 32H30V31H28ZM28 32H26V33H28ZM34 32H33V33H34ZM59 32H60V31H59ZM61 32H62V31H61ZM63 32L60 33V34H63ZM75 32H76V31H75ZM79 32H80V31H79ZM88 32H89V31H88ZM15 33H16V32H15ZM20 33H21V30H20ZM44 33H46V32H43V34H44ZM50 33H51V32H50ZM50 33L47 32L48 36L51 35ZM52 33H56V32H52ZM82 33H81V35H79V33H78V35H79V36H82L81 38L83 39V34H84L85 32H84L83 34H82ZM35 34H33V36H34ZM47 34H46V35H47ZM49 34H50V35H49ZM68 34L70 35V33H68ZM71 34H72V33H71ZM74 34H76V33H74ZM74 34H73V35H74ZM92 34H93V33H92ZM187 34H188V33H187ZM21 35H23V36H20V35H19V36H20V37H23V39H24V38H25L24 35H26V34H21ZM36 35H39V33L36 34ZM36 35H35V36H36ZM46 35H44V36L46 37ZM53 35H54V34H53ZM63 35H64V34H63ZM84 35H86V34H84ZM89 35H90V34H89ZM182 35H184V34H182ZM193 35H192V37H193ZM11 36H12V35H11ZM26 36H27V35H26ZM33 36H31V37H30V36H27L30 40H29V39H26V40H29L30 42H32V41H31V38H32ZM41 36H42V34L40 35V38H41ZM54 36H55V35H54ZM56 36H59V33L56 34ZM56 36H55V37H56ZM60 36H61V35H60ZM66 36H68V35L66 34ZM75 36H76V35H75ZM92 36H93V35H92ZM185 36H187V35L185 34ZM38 37H39V36H38ZM50 37H51V36H50ZM50 37H49V38H50ZM55 37H54V38H55ZM62 37L64 38V36H62ZM71 37H72V36H71ZM73 37H74V36H73ZM200 37H203V39L200 40ZM17 38H18L19 40H22V39H20L19 37H17ZM17 38H16V40H17ZM46 38H47V37H46ZM54 38L52 37V38H50V39H54ZM63 38H61V40H62ZM181 38H182V37L180 36V41H179V42H181ZM183 38H186L185 40L187 41V37H183ZM183 38H182V40H183ZM194 38H193V39H194ZM205 38H206V39H205ZM216 38H217V37H216ZM35 39H36V37H35ZM38 39H39V38H38ZM47 39H48V38H47ZM50 39H48V40H50ZM56 39H57V38H56ZM68 39H69V38H68ZM79 39H80V37H79ZM91 39H92V38H91ZM91 39H90V40H91ZM94 39H95V38H94ZM195 39H194V40H195ZM221 39H222V38H221ZM221 39H220V40H221ZM6 40H7V39H6ZM16 40H15V41H16ZM24 40H25V39H24ZM44 40H45V39H43V43L46 41V40H45V41H44ZM58 40H59V39H58ZM64 40H65V39H64ZM72 40H73V39H72ZM74 40H75V38H74ZM84 40L86 41V40H88V39L85 38ZM84 40H82V41L85 42ZM90 40H89V42H90ZM110 40H111V39H110ZM114 40H115L116 42L118 41L117 39H114ZM144 40H145V39H144ZM166 40H167V39H166ZM177 40H178V41H177ZM185 40H184V41H185ZM198 40H200V42H199ZM203 40H204V42H203ZM217 40H218V38H217ZM38 41H40V39H39ZM52 41H53L52 43H54V40H52ZM59 41H60V40H59ZM66 41H67V39H66ZM70 41H71V40H70ZM70 41H69V43L72 42V45H73V44H74V43H73L74 41H71V42H70ZM184 41H182V42H183L184 45L186 46V45H187V42H186V44H185ZM191 41L193 42V40H191ZM17 42H18V40L16 41V44H17V45L20 43V44L18 45V47L22 45L21 42H19V43H17ZM22 42H24V41H22ZM36 42H37V41H36ZM40 42H41V41H40ZM49 42H51V40H50V41H47L46 44L49 43ZM75 42H76V41H75ZM79 42H80V41H79ZM79 42H76V43H79ZM87 42H88V41H87ZM91 42H93V41H91ZM91 42H90V43H91ZM165 42H166V41H165ZM215 42H216V41H215ZM24 43H25V42H24ZM26 43H28V42H26ZM32 43H33V42H32ZM32 43H31V44H32ZM52 43H49V44H52ZM59 43H60V42H59ZM66 43H67V42H66ZM90 43H89V45H86V46H88V48H89V46H90ZM142 43H143V42H142ZM188 43H190V42H188ZM216 43H219V42H216ZM31 44H30V45H31ZM36 44H37V43H36ZM36 44H35V45H36ZM46 44H45V47L47 46ZM49 44H48V46H49L48 48L51 47ZM86 44H87V43H86ZM91 44H92V43H91ZM177 44H178V43H177ZM202 44H204L205 48L207 47V49H205V50H201V49L203 48V47L201 46ZM236 44H237V43H236ZM236 44H235L234 47H236ZM17 45H16V46H17ZM23 45H24V44H23ZM27 45L29 46V43H28ZM35 45H34V46H35ZM38 45H39V42H38ZM40 45H41V44H40ZM53 45H54V44H53ZM55 45H56V43H55ZM58 45H60V44H58ZM61 45H62V42H61ZM68 45H69V44H68ZM74 45H76V44H74ZM77 45H78V44H77ZM77 45H76V46H77ZM82 45H83V44H82V42H81L80 46H82ZM84 45H85V43H84ZM216 45H217V44H216ZM223 45H224V44H223ZM63 46H67V44L65 45V41H64ZM69 46H70V47H73V48L75 47V46H71V44H70ZM86 46H85L84 48H83V46H82V51H83V52H82L81 49H80L81 53L84 54V57H82L83 55L80 56V53L78 54V52H77V54H78L77 56H80L81 59L84 58L85 61L88 59V58H86V57H87L86 54L89 52V49H88V48L86 49L87 51L85 50ZM172 46H173V47H172ZM178 46H179V45H178ZM237 46H238V45H237ZM18 47H16V48H17V50L19 51V50H20V47H19V49H18ZM29 47H30V46H29ZM29 47H28V49H30ZM35 47H36V46H35ZM35 47H34V49H35ZM39 47H40V46H39ZM41 47L43 48L44 46H41ZM41 47H40V48H41ZM61 47H62V46H61ZM199 47H201V48H199ZM215 47H216V48H215ZM222 47H223V46H222ZM8 48H9V47H8ZM11 48H12V47H11ZM40 48H39V49H40ZM53 48L55 49L56 47H53ZM76 48H78V47H76ZM79 48H80V47H79ZM79 48H78V50H79ZM90 48H91V46H90ZM223 48H225V47H223ZM22 49H24V46H23ZM22 49H21V51H22ZM28 49L26 48L25 51L28 50ZM31 49H32V47H31ZM36 49H37V48H36ZM50 49H51V48H50ZM50 49H48V50H50ZM57 49H59V46L57 47ZM64 49H65V48H64ZM66 49H67V48H66ZM66 49H65V50H66ZM68 49H69V47H68ZM68 49H67V50H68ZM74 49H75V48H74ZM179 49H180V50H179ZM179 49H177V50L181 53V50H182V49L180 48V46H179ZM185 49H187V48H185ZM203 49H204V48H203ZM233 49H234V48H233ZM237 49H238V48H237ZM242 49H243V48H242ZM244 49H245V48H244ZM263 49H264V47H263ZM12 50H13V48H12ZM32 50H33V49H32ZM32 50H30V51H32ZM45 50H46V49H45ZM76 50H77V49H76ZM84 50H85L86 54H85ZM188 50H189V49H188ZM221 50H222V49H221ZM2 51H3V50H2ZM30 51H28V52H30ZM35 51H36L35 53H37V50H35ZM38 51H39V50H38ZM46 51H47V50H46ZM57 51H59V50H57ZM61 51L63 52V49H61ZM70 51H71V53H73V55H74V53L76 54L75 51H74V52H72V50H70ZM152 51H153V49H152ZM178 51H176V52H178ZM14 52H16V49L13 50V53H14ZM19 52H20V51H19ZM26 52H27V51H26ZM26 52H25V54H26ZM33 52H34V51H33ZM33 52H32V54H31L32 57L29 56V59H30V58H33ZM39 52H40V51H39ZM47 52H48V51H47ZM62 52H60V53H62ZM153 52H155V51H153ZM157 52H158V51H156L155 54H156ZM16 53H17V52H16ZM16 53H15V54H16ZM21 53H22V52H21ZM21 53H20V54H21ZM65 53H66V52H65ZM67 53H68V51H67ZM180 53H179V55H181ZM225 53H226V50H225ZM37 54H38V53H37ZM37 54H36V55H37ZM40 54L42 55V53H40ZM45 54H46V53H45ZM45 54H44V55H45ZM54 54H55V53H54ZM182 54H184V52H183ZM185 54H186V53H185ZM238 54H239V53H238ZM16 55L18 56L19 54H16ZM34 55H35V54H34ZM36 55H35V56H36ZM69 55H70V54H69ZM69 55H68V56H69ZM85 55H86V57H85ZM227 55H228V54H227ZM234 55H235V54H234ZM234 55H233V53H232V56H234ZM4 56H5V55H4ZM21 56H23V55H21ZM35 56H34V57H35ZM46 56H47V55H46ZM46 56H45V57H46ZM54 56H55V55H54ZM75 56H76V55H75ZM88 56H89V55H88ZM92 56H93V55H92ZM177 56H178V55H177ZM228 56H229V55H228ZM235 56H236V55H235ZM8 57H9V56H8ZM14 57H15V56H14ZM18 57H19V56H18ZM38 57L40 58L39 54H38ZM47 57H48V56H47ZM52 57H53V56H52ZM56 57H57V56H56ZM72 57H73V56H71V58H72ZM181 57H182V55H181ZM226 57H227V56H226ZM36 58H37V56L35 57V64H34V59L31 60L32 62L28 61V64H29V63H30V64L33 63L34 66H35V65H36V60L38 61V59H36ZM42 58H43V57H42ZM42 58H41V59H42ZM58 58H59V57H58ZM58 58H56V59H58ZM75 58L77 59V57H74L73 60H76ZM78 58H79V57H78ZM230 58H231V57H230ZM239 58H240V56H239ZM27 59H28V58H27ZM81 59H78V60H81ZM131 59H133V58H131ZM179 59H180V58H179ZM16 60H17V59H16ZM18 60H20V62L23 63L21 57H20V59H18ZM24 60H25V59H24ZM24 60H23V61H24ZM54 60H55V58H54ZM54 60L52 59V63L55 62ZM63 60H64V59H63ZM104 60H105V59H104ZM135 60H136V59H135ZM177 60H178V59H177ZM177 60H175L176 63H177ZM234 60H236V58H234ZM242 60H243V59H242ZM25 61H27V60H25ZM56 61H57V60H56ZM67 61H69L68 58H67ZM70 61H72V59H70ZM81 61H83V62L85 63V65H86V62H85L84 60H81ZM137 61H138V59H137ZM180 61H181V59H180ZM180 61L178 60V63H180ZM239 61H240V60H239ZM50 62H51V61H50ZM57 62L60 63L61 61H57ZM57 62H55L56 65H57ZM76 62H77V61H76ZM94 62H96V61H94ZM120 62H121V61H120ZM135 62H136V61H135ZM158 62H159V61H158ZM232 62H233V65H235V66H236V64H238L236 61H232V60H231V63H232ZM235 62H236V63H235ZM21 63H20V65H23V66H24V65H28L27 62H26V64H25V63H24V64H21ZM37 63H38V62H37ZM55 63H54V64H55ZM63 63H64V62H63ZM226 63H228V62L226 61ZM73 64H74V63H73ZM87 64H88V62H87ZM169 64H170V65H169ZM20 65H19V66H20ZM41 65H42V64H41ZM45 65H47V63H46ZM58 65H59V64H58ZM69 65H70V64H69ZM134 65H135V64H134ZM182 65H183V64H182ZM242 65H243V64H242ZM28 66H29V65H28ZM34 66H33V67H34ZM42 66H43V65H42ZM42 66H41L40 68H42ZM51 66H52V64H51ZM51 66L49 67V69H50L49 71H51V69H53ZM61 66L63 67V70H64V69H65V68H64L65 65L63 66V64H61ZM73 66H76V64H74ZM79 66H83V65L80 64ZM227 66H228V65H227ZM235 66H234V67H235ZM238 66H239V64H238ZM47 67H48V65H47ZM59 67H60V65H59ZM62 67H60L59 69H62ZM138 67H139V66H138ZM157 67H158V66H157ZM223 67H224V66H223ZM239 67H240V66H239ZM239 67H238V68H239ZM27 68H28V67H27ZM30 68H31V67H30ZM34 68H35V67H34ZM56 68H57V67H56ZM68 68H69V67H68ZM82 68H83V67H82ZM84 68H85V67H84ZM167 68L165 67V69H167ZM225 68H227V67H225ZM235 68L237 69V67H235ZM235 68H234V69H235ZM24 69H26V68H24ZM72 69H73V68H72ZM165 69H164L165 72H166V71H169V69H167V70H165ZM172 69H173V68H172ZM174 69H175V68H174ZM231 69H232V68H231ZM239 69H240V68H239ZM239 69H237V70H239ZM15 70H16V72H17V70L20 71V69H18V68H17V69L15 68ZM29 70H30V69H29ZM31 70H32V69H31ZM33 70H34V69H33ZM41 70H42V69H41ZM41 70H40V71H41ZM43 70H44V69H43ZM54 70H55V68H54ZM66 70H67V69H66ZM77 70H78V68H77ZM77 70H75V72H74L76 75H77V73H76ZM118 70H119V69H118ZM124 70H126V69H124ZM157 70H158V69H157ZM170 70H171V67H170ZM220 70L222 71V69H220ZM223 70H224V69H223ZM21 71H23V68L21 69ZM25 71H27V69H26ZM34 71H35V70H34ZM36 71H37V70H36ZM40 71H39V72H40ZM44 71H45V70H44ZM61 71H62V70H61ZM64 71H65V70H64ZM72 71H74V69H73ZM115 71H116V70H115ZM115 71H114V72H115ZM127 71H128V70H127ZM131 71H132V70H131ZM145 71H147V70L145 69ZM172 71H173V70H172ZM175 71H177V70L175 69ZM214 71H215V70H214ZM228 71H229V70H228ZM241 71H243V70L241 69ZM45 72H46V71H45ZM47 72H48V71H47ZM52 72H53V71H52ZM54 72H56V70H55ZM59 72H60V71H59ZM79 72H80V70H79ZM79 72H78L79 75H78L77 77L80 78L81 75H83V76H81V77H84V75L86 74L87 71L84 70L85 74L82 73L83 71L80 72V73H79ZM116 72H117V71H116ZM173 72H174V71H173ZM13 73H15L14 70H13ZM27 73H28V71H27ZM31 73H32V72H31ZM60 73H63V72H60ZM60 73H58V75H60ZM64 73H65V72H64ZM68 73H69V74H68ZM81 73H82V74H81ZM130 73H131V72H130ZM166 73H168V72H166ZM170 73H172V72L170 71ZM174 73H175V72H174ZM174 73H173V74H174ZM258 73H259V72H258ZM36 74L39 75V74H42V73H36ZM51 74H52V73H51ZM51 74H50V72H49L48 75H51ZM67 74H68L67 76L70 77V70L67 72ZM72 74H73V72H72ZM75 74H74V75H75ZM80 74H81V75H80ZM87 74H89V73L87 72ZM155 74H156V72H155ZM224 74H225V73H224ZM249 74H250V73H249ZM23 75H24V74H23ZM25 75H26V74H25ZM30 75H31V74H30ZM42 75H43V74H42ZM45 75H47V73H45ZM55 75L57 76V74H55ZM76 75L74 76L75 78H76ZM114 75H115V74H114ZM121 75H122V76H121L122 78L125 77L124 72H122ZM225 75H226V74H225ZM259 75H260V73H259ZM262 75H264V74H262ZM51 76H53V75H51ZM60 76H61V75H60ZM164 76H166V75H164ZM164 76H163V77H164ZM171 76H172V75H171ZM171 76H169V78H170ZM233 76H234V75H233ZM29 77L31 78L32 76H29ZM29 77H27V79H28ZM38 77H41V76L39 75ZM38 77H37V78H38ZM43 77H44V79H43ZM43 77H42V79L45 80V76H44V75H43ZM53 77H55V76H53ZM53 77H51V78H53ZM62 77H63V76H62ZM163 77H162V78H163ZM234 77H235V76H234ZM236 77H237V76H236ZM236 77H235V78H236ZM239 77H240V76H239ZM242 77H243V76H242ZM249 77H250V76H248V79H249ZM258 77H259V76H258ZM37 78H36V79H37ZM51 78H49V82H50V79H51ZM57 78H58V79L60 78L59 81L62 80V78L59 77V76H57L56 79H57ZM67 78H68V77H67ZM72 78H73V75H72ZM89 78H90V77H89ZM112 78H113V77H112ZM172 78H174V77H172ZM228 78H230L229 75H228ZM237 78H238V77H237ZM36 79H35V81H36ZM76 79H77V78H76ZM167 79H168V75H167ZM174 79L177 80V77H175ZM224 79H225V78H224ZM224 79L222 80L223 82H224ZM238 79H239V78H238ZM243 79H244V78H243ZM245 79H246V77H245ZM20 80H21V79H20ZM30 80H31V79H30ZM38 80H39V78H38ZM40 80H41V79H40ZM68 80H69V78H68ZM68 80H66L67 83H68ZM70 80H72V79L70 78ZM73 80H75V79H73ZM73 80H72V81H73ZM78 80H79V79H78ZM84 80H85V79H84ZM149 80H150L149 76H148L146 73H145V74L142 73V74H140V77H139V79L137 80L136 83L142 85V84H146V83H148ZM161 80H162V79H161ZM165 80H166V78H165L163 81H165ZM228 80H230V79H228ZM228 80H227V78H226V82H227ZM234 80H236V79H234ZM240 80H241V79H240ZM13 81H15V80L13 79ZM24 81H25V80H24ZM31 81L34 82V80H31ZM46 81H47V80H46ZM46 81H45V82L43 81L44 84H45V83H48V82H46ZM53 81L57 82L56 80H54V78H53ZM72 81H71V82H72ZM81 81H82V78H81ZM232 81H233V80H232ZM250 81H251V80H250ZM11 82H12V81H11ZM33 82H32V83H33ZM36 82H37V81H36ZM38 82H39V81H38ZM38 82H37V83H38ZM43 82L40 81L39 83H43ZM64 82H65V81H64ZM71 82L69 81V83H71ZM74 82H75V84H76L77 81H74ZM87 82H88V81H87ZM116 82H117V81H116ZM166 82H167V81H166ZM174 82H175V80H174ZM180 82H181V81H180ZM186 82H185V83H186ZM226 82H225L224 84H225V86L228 87V85L226 84ZM239 82H240V81H239ZM3 83H4V82H3ZM21 83H22V82H21ZM34 83H35V82H34ZM37 83H35V84L37 85ZM50 83H51V82H50ZM80 83H82V84H79V82H78V84H76V85H82V86H84L83 83H85V82L82 81V82H80ZM126 83H127V82H126ZM167 83H168V82H167ZM167 83H166V84L162 83V86H163V84L166 86ZM170 83H172L171 80H170ZM183 83H184V82H183ZM215 83H216V82H215ZM240 83H241V82H240ZM244 83H245V82H244ZM253 83H254V82H253ZM0 84H1V83H0ZM12 84H13V82H12ZM14 84H16V82H15ZM22 84H23V85H26L27 83H25V84L22 83ZM53 84H54V82H53ZM72 84H73V83H72ZM72 84H70V85H72ZM75 84H73V87H74ZM123 84H124V83H123ZM130 84H131V86H135L134 83H130ZM176 84H177V82L175 83V85H176ZM179 84H180V83H179ZM179 84H177V85H179ZM217 84L221 86V83L219 84V82H218ZM224 84H223L222 86H224ZM231 84H232V82H231ZM248 84H249V83H248ZM262 84H263V83H262ZM2 85H3V84H2ZM4 85H5V84H4ZM55 85H57V83H55ZM59 85H60V84H59ZM59 85H58V86H59ZM68 85H69V84H68ZM68 85H67V86H68ZM76 85H75V88H77ZM85 85H86V84H85ZM88 85H89V84H88ZM93 85H94V83H93ZM117 85H118V84H117ZM119 85H120V84H119ZM124 85H125V84H124ZM177 85H176V87H177ZM180 85H181V84H180ZM186 85H187V84H185V88L187 87ZM202 85H203V86H202ZM241 85H242V83H241ZM10 86H12V85H9V87H10ZM31 86H32V85H31ZM46 86H48V85L46 84ZM58 86H57V88H58ZM67 86H66V87H67ZM82 86L80 87L81 90L79 89V86H78V88H77V89L80 90V91L78 90L79 92H77V94H79V95H80L81 92L83 93V91H82ZM120 86H122V85H120ZM120 86H118V87H120ZM152 86H153V85H152ZM152 86H151V87H152ZM159 86H160V85H159ZM182 86H183V85H182ZM246 86H247V84H246ZM253 86L255 87V85H253ZM261 86H262V85H261ZM17 87L19 88V85H18ZM24 87L26 88V86H24ZM39 87H40V86H39ZM53 87H54V86H53ZM62 87H63V86H62ZM69 87H70V86H68V88H69ZM97 87H98V86H97ZM101 87H102V86H101ZM101 87H100V88H101ZM114 87H115V85H114ZM114 87H113V88H114ZM125 87H126V86H125ZM127 87H128V86H127ZM174 87H175V86H174ZM179 87H181V86H179ZM179 87H178V88H179ZM209 87H210V86H208V88H209ZM212 87H213V86H211V88H212ZM232 87H233V86H231L230 88H232ZM248 87H249V86H248ZM256 87H257V86H256ZM10 88H11V87H10ZM14 88H15V87H14ZM30 88H31V87H30ZM68 88H67V89H68ZM85 88H86V87H85ZM94 88H96V85H95V87H92V90H91V91L89 90V92H91V93L94 92V91H93ZM113 88H111V89L113 90ZM133 88H134V87H133ZM172 88H173V87H172ZM172 88H171V89H172ZM202 88H201V90H202ZM211 88H210L209 93L211 92ZM215 88H216V87H215ZM215 88H212V89H213V92H212V93H213L214 96H215V94H216V95L218 94V98H219V95H220V94H221V95H225V93H223L224 91L222 92L223 89H221V90H217V91L220 92V94H219L218 92H217V93H214ZM219 88H221V87H219ZM244 88H245V87H244ZM244 88H243V89H244ZM21 89H22V88H21ZM31 89H32V88H31ZM58 89H60V88H58ZM90 89H91V88H90ZM101 89H103V87H102ZM114 89H115V88H114ZM143 89H144V88H143ZM151 89H152V88H151ZM158 89H159V87H158ZM164 89H165V88H164ZM168 89H169V88H168ZM168 89H167V90H168ZM182 89H183V88H182ZM186 89H187V88H186ZM193 89H192V93L195 94V95H193V96H196L197 93H196V91L193 90ZM216 89H217V88H216ZM256 89H257V88H256ZM18 90L20 91V89H18ZM24 90H25V89H24ZM24 90H23V91H24ZM33 90H34V89H33ZM33 90H31V91H33ZM70 90L73 91L72 89H70ZM70 90H69V91H70ZM109 90H110V89H109ZM129 90H130L131 93L125 94V96H129V97H128L129 99L126 98V101H125L124 107H122V110H123V109H126V110H127V108H129V107H131V108H136V102H135L134 105H131V104H130L131 102L136 101V100H135L136 98L134 99V98L132 97V96L134 95V93H133V92H134V89L130 88ZM178 90H181V89H176L177 92H178ZM184 90H185V89H184ZM206 90H208V89H206ZM225 90H226V89H225ZM230 90H231V89H230ZM233 90H234V89H233ZM237 90H238V89H237ZM262 90H263V88H262ZM19 91H18V92H19ZM25 91H26V90H25ZM38 91H39V90H38ZM54 91H55V90H54ZM57 91H58V90H57ZM63 91H64V90H63ZM84 91L86 92V89H84ZM113 91H114V90H113ZM161 91H163V90H161ZM176 91H174V93H175ZM186 91H187V90H186ZM193 91H195V92H193ZM204 91H205V90H204ZM234 91H235V90H234ZM238 91H239V90H238ZM248 91H249V90H248ZM251 91H252V90H251ZM253 91H254V88H253ZM256 91H257V90H256ZM13 92H14V91H13ZM15 92H16V91H15ZM20 92H21V91H20ZM20 92H19V94H20ZM28 92H29V91H28ZM33 92H34V91H33ZM59 92H62V91H59ZM75 92H76V91H75ZM89 92H88V93H89ZM119 92H121V91H119ZM126 92H127V91H126ZM159 92H160V91H159ZM168 92H169V91H168ZM199 92H200V91H199ZM215 92H216V91H215ZM221 92H222L223 94H222ZM225 92H226V91H225ZM227 92H228V91H227ZM240 92H241V91H240ZM261 92H263V91H261ZM36 93H38V92L35 90V93H33V95L36 94ZM46 93H47V90H46ZM48 93H49V92H48ZM82 93H81V94H82ZM114 93H115V92H114ZM124 93H125V92H124ZM149 93H150V92H149ZM151 93H152V92H151ZM155 93H156V92H155ZM165 93H166V92H165ZM169 93H170V92H169ZM172 93H173V92H172ZM172 93H171V94H172ZM178 93H179V92H178ZM190 93H191V92H190ZM190 93H188V94H190ZM200 93H201V92H200ZM205 93H206V91H205ZM207 93H208V92H207ZM207 93H206V95H205V94H204V95H205V96H208ZM209 93H208V94H209ZM212 93H211V94H212ZM238 93H239V92H238ZM263 93H264V92H263ZM13 94H15V93H13ZM16 94H17V93H16ZM19 94H18V96H19ZM24 94H25V93H24ZM27 94H28V93H27V91H26V94H25L26 97H27ZM31 94H32V92H31ZM39 94H41V92H39ZM49 94H50V93H49ZM63 94H64V93H63ZM69 94L72 95L71 93H69ZM84 94H85V93H84ZM98 94H101V93H98ZM104 94H106V93H104ZM112 94H113V93H112ZM158 94H161V92L158 93ZM163 94H164V91H163ZM176 94H177V93H175V95H176ZM184 94L186 95L187 92L184 93ZM211 94H210V96L212 97L213 95H211ZM227 94H228V93H227ZM4 95H5V94H4ZM28 95H29V94H28ZM33 95H32V96H33ZM36 95H37V94H36ZM36 95H35V96H36ZM47 95H48V94H47ZM102 95H103V94H102ZM107 95H108V94H107ZM123 95H124V94H123ZM150 95H151V94H150ZM156 95H157V94H155V96H156ZM167 95H168V94H167ZM182 95H183V94H182ZM185 95H184V96H185ZM200 95H202V97H203V93L200 94ZM221 95H220V96H221ZM229 95H230V94H229ZM232 95H233V94H232ZM232 95H231V96H232ZM244 95H245V94H244ZM244 95H243V96H244ZM246 95H247V94H246ZM249 95H250V94H249ZM251 95H253V94H251ZM251 95H250V96H251ZM13 96H17V95H13ZM20 96H21V95H20ZM25 96H23V97L25 98ZM32 96H30V97H32ZM35 96H33V97H35ZM38 96L40 97V96H42V95H38ZM44 96H45V95H44ZM48 96H49V95H48ZM61 96H62V94H61ZM65 96H66V95H65ZM125 96H124V97H125ZM157 96H159V95H157ZM157 96H156V97H157ZM160 96H161V95H160ZM162 96H163V95H162ZM171 96L174 97V95H171ZM176 96H177V95H176ZM191 96H192V95H191ZM197 96H199V95H197ZM210 96H209V97H210ZM225 96L227 97V95H225ZM234 96H235V95H234ZM263 96H264V95H263ZM33 97H32V98H33ZM56 97H57V96H56ZM68 97H69V96H67V98H68ZM84 97H85V96H84ZM111 97L114 98L113 96H111ZM173 97H172V98H173ZM188 97H189V95H188ZM216 97H217V96H216ZM228 97H230V96H228ZM232 97H233V96H232ZM235 97H237V95H236ZM7 98H8V97H7ZM7 98H4V100H6ZM9 98H11V100L13 99V98L11 97V95L9 96ZM9 98H8V100H10ZM32 98H31V99H32ZM36 98H37V96H36ZM40 98L42 99V97H40ZM50 98H51V97H50ZM61 98H62V97H61ZM75 98H76V97H74L73 100H75ZM80 98L82 99L81 96H80ZM80 98H79V99H80ZM95 98H96V97H95ZM150 98H151V96H150ZM152 98H153V96H152ZM158 98H160V97H158ZM162 98H163V97H162ZM175 98H176V97H175ZM212 98H213V97H212ZM220 98H221V97H220ZM220 98H219V99H220ZM238 98H239V97H238ZM34 99H35V98H34ZM65 99H66V98H65ZM119 99H120V98H119ZM165 99H167V98H165ZM168 99H169V98H168ZM190 99L192 100V97H191ZM196 99H197V97H196ZM196 99H195V100H196ZM199 99H200V98H199ZM206 99H208V98H206ZM225 99H226V98H225ZM244 99H245V98H244ZM255 99H256V98H255ZM8 100H7V101H8ZM44 100H45V99H44ZM51 100H52V99H50V101H51ZM66 100H67V99H66ZM69 100H70V98L68 99V101H69ZM71 100H72V99H71ZM71 100H70V102H71ZM92 100H93V99H92ZM148 100H149V98H148ZM151 100H152V99H151ZM153 100H154V99H153ZM155 100H156V99H155ZM161 100H162V99H161ZM177 100H178V98H177ZM185 100H187V99H185ZM193 100H194V99H193ZM203 100H204V99H203ZM12 101L15 102V103H13V104L16 105V101H15L14 99H13ZM23 101H24V99H23ZM23 101H22V102H23ZM25 101H26V100H25ZM29 101H30V99H29ZM29 101H28V104H29ZM53 101H58V100H53ZM53 101H51L52 104L54 103ZM76 101H78V100H75V102H76ZM80 101H81V102H80V103H81L80 105H81V107H82V106H83V105H82V103H83V102H82L83 99L80 100ZM96 101H97V99H96ZM109 101H111V100H109ZM159 101H160V100H159ZM172 101H173V100H172ZM205 101H206V100H205ZM205 101H204V102H205ZM208 101H209V102L211 101L210 98L208 99ZM214 101H217V100L215 99ZM214 101H213V102H214ZM219 101H220V100H219ZM222 101H224V99H223ZM254 101H255V100H254ZM259 101H260V100H259ZM259 101H258V102L256 101V102L259 103ZM263 101H264V99H263ZM5 102H6V101H5ZM9 102H10V101H9ZM9 102H8V104H9ZM73 102H74V101H73ZM78 102H79V101H78ZM126 102H127V105H126ZM151 102H152V101H151ZM156 102H158V101H156ZM160 102H161V101H160ZM165 102H166V101H165ZM185 102H187V101H185ZM189 102H190V101H189ZM209 102H208V103H209ZM3 103H4V101H3ZM20 103H21V102H19V104H20ZM30 103H33L32 100H31ZM86 103H87V102H86ZM110 103H111V102H110ZM115 103H116V102H115ZM133 103H134V102H133ZM147 103H148V102H147ZM154 103H155V101L153 102V104H154ZM177 103H178V102H177ZM193 103H194V102H193ZM219 103H220V102H219ZM222 103H224V102H222ZM254 103H255V102H254ZM254 103H253V104H254ZM13 104H12V105H13ZM23 104H25V102H24ZM23 104H22V105H23ZM26 104H27V103H26ZM26 104H25V106H26ZM38 104H39V103H38ZM45 104H46V103H45ZM50 104H51V103H50ZM54 104H57V102H55ZM54 104H53V105H54ZM83 104H85V103H83ZM101 104H102V103H101ZM148 104H149V103H148ZM153 104H152V105H153ZM156 104H157V103H156ZM171 104L174 105V101L171 102ZM182 104H183V103H182ZM182 104H181V105H182ZM191 104H192V103H191ZM200 104H201V103H200ZM203 104H204V103H203ZM224 104H225V103H224ZM259 104H260V103H259ZM46 105H47V104H46ZM60 105H61V104H60ZM74 105H75V103H74ZM76 105H77V104H76ZM103 105H104V104H103ZM103 105H102V106H103ZM108 105H109V104H108ZM110 105H112V104H110ZM150 105H151V104H150ZM179 105H180V104H179ZM207 105H208V104H207ZM234 105H235V104H234ZM260 105H261V104H260ZM27 106H29V105H27ZM35 106H38V105L35 104L34 107H35ZM49 106H50V105H49ZM55 106H57V105H55ZM55 106H53V108H50L49 111H52V110L54 111V110H55ZM62 106H63V105H62ZM66 106H67V105H66ZM102 106H101V107H102ZM148 106H149V105H148ZM160 106H161V104H160ZM168 106H171V105H168ZM176 106H177V105H176ZM203 106H204V105H203ZM220 106H221V105H220ZM223 106H224V105H223ZM251 106H253V105H251ZM8 107H9V106H8ZM14 107H15V106H14ZM17 107H18V104H17ZM29 107H30V106H29ZM31 107H32V106H31ZM46 107H47V106H46ZM69 107L71 108V106H69ZM79 107H80V106H79ZM85 107H86V106H85ZM103 107H104V106H103ZM108 107L110 108V106H108ZM115 107H116V106H115ZM158 107H159V106H158ZM171 107L173 108V106H171ZM177 107H178V106H177ZM188 107H189V105H188ZM207 107H208V106H207ZM263 107H264V106H263ZM9 108H10V107H9ZM19 108H20V106H19ZM21 108H22V107H21ZM24 108H25V107H24ZM26 108L28 109V107H26ZM32 108H33V107H32ZM35 108H36V107H35ZM35 108H33V109L35 110ZM42 108H43V107H42ZM48 108H49V107H48ZM104 108H105V107H104ZM109 108H108V110H109ZM138 108H139V107H138ZM140 108H141V106H140ZM153 108H154V106H153ZM156 108H157V107H156ZM156 108H154V111H153L151 117H152V116H155V115H156L155 113H157V111L160 110L159 108H157V109H159V110H156ZM179 108H180V107H179ZM186 108H187V107H186ZM186 108H185V109H186ZM254 108H256V107L254 106ZM15 109H17V108L15 107ZM40 109H41V108H40ZM51 109H52V110H51ZM65 109H66V108H65ZM72 109H73V108H72ZM72 109H70V110L72 111ZM81 109H82V108H81ZM105 109H106V108H105ZM114 109H115V108H114ZM114 109H113V110H114ZM146 109H147V108H146ZM174 109H176V108H174ZM199 109H200V108H199ZM202 109H204V108H202ZM221 109H222V108H221ZM258 109H259V108H258ZM12 110H13V109H12ZM17 110H18V109H17ZM20 110H21V112H22V109H20ZM28 110H30V109H28ZM41 110H42V109H41ZM45 110H46V109H45ZM57 110H58V109H57ZM102 110H104V109L102 108ZM137 110H138V109H137ZM183 110H184V109H183ZM208 110H209V109H208ZM5 111H6V110H5ZM5 111H4V112H5ZM8 111H9V110H8ZM25 111H26V110H25ZM30 111L32 112V110H30ZM37 111H38V109L36 110V112H37ZM47 111H48V109H47ZM53 111H52V112H53ZM65 111H66V110H65ZM89 111H90V110H89ZM141 111H142V110H141ZM172 111H173V110H172ZM184 111H185V110H184ZM13 112H14V111H13ZM15 112H16V111H15ZM81 112H82V111H81ZM102 112H103V111H101V113H102ZM136 112H137V111H136ZM138 112H140V111H138ZM151 112H152V111H151ZM162 112H163V111L161 110V112L159 111L158 114H160V113H162ZM263 112H264V111H263ZM16 113H17V112H16ZM33 113H34V111L32 112V115H33ZM37 113H38V112H37ZM37 113H36V114H37ZM40 113H41V112H39V113H38L37 115H35V116H36V117H39V116H40V115H39ZM55 113H57V112H55ZM58 113H59V111H58ZM58 113H57V116L59 115ZM65 113H67V111H66ZM68 113H69V112H68ZM74 113H75V112H74ZM174 113H175V112H174ZM183 113H184V112H183ZM183 113H182V114H183ZM203 113H204V111H203ZM253 113H255V112L253 111ZM1 114H2V113H1ZM10 114H11V112H10ZM22 114H23V113H22ZM25 114H27V113H25ZM28 114H29V113H28ZM44 114H46V113H44ZM51 114H52V113H51ZM62 114H63V113H62ZM78 114H79V113H78ZM102 114H103V113H102ZM106 114H107V113H106ZM118 114H119V113H118ZM136 114H137V113H136ZM147 114H148V113H147ZM154 114H155V115H154ZM162 114H163V113H162ZM171 114H173V112H171ZM198 114H199V113H198ZM14 115H15V114H14ZM32 115H31V116H32ZM46 115H47V114H46ZM55 115H56V114H55ZM63 115H64V114H63ZM72 115L74 116L73 113H72ZM75 115H76V114H75ZM103 115H104V114H103ZM112 115H113V114H112ZM137 115H138V114H137ZM137 115H135V116L137 117ZM144 115H145V114H144ZM163 115H164V114H163ZM187 115H188V114H187ZM203 115H204V114H203ZM255 115H256V114H255ZM35 116H34V117H35ZM73 116H72V118H73ZM79 116H81V115H79ZM101 116H102V115H101ZM104 116H105V117H104V119H105V118H106V115H104ZM116 116H117V115H116ZM118 116H119V115H118ZM159 116H161V115H159ZM172 116H173V115H172ZM201 116H202V115H201ZM261 116H262V115H261ZM15 117H16V115H15ZM43 117H44V116H43ZM45 117H46V116H45ZM45 117H44V119H45ZM58 117H59V116H58ZM61 117H62V116H61ZM108 117H109V116H108ZM114 117H115V116H114ZM140 117H142V116H140ZM140 117H139V115H138V118H137L138 121H139V118H140ZM155 117H157V116H155ZM163 117H164V116H163ZM254 117H255V116H254ZM257 117H258V116H257ZM263 117H264V116H263ZM7 118H9V116H8ZM23 118H24V117H23ZM47 118H48V116H47ZM67 118H68V117H67ZM72 118L70 117V119H69L70 122H71L73 119H75V118H76L75 120H77V117H76V116H74L73 119H72ZM102 118H103V117H101L100 120H102ZM111 118H112V117H111ZM115 118H116V117H115ZM157 118H158L157 121H158V123L160 124L159 120L161 121V118H162V117H161V118H160V117H157ZM159 118H160V119H159ZM1 119H2V118H1ZM14 119H15V118H14ZM16 119H17V117H16ZM16 119H15V121H16ZM21 119H22V118H21ZM33 119L36 120V118H33ZM42 119H43V118H42ZM53 119H54V118H53ZM60 119H61V118H60ZM60 119H57V121H59ZM63 119H64V118H63ZM71 119H72V120H71ZM108 119H109V118H108ZM140 119H141V118H140ZM148 119H149V118H148ZM253 119H254V118H253ZM256 119H257V118H256ZM260 119H261V118H260ZM260 119H259V120H260ZM3 120L5 121V118H4ZM6 120H9V121H10V119H6ZM25 120H26V119H25ZM25 120H22V121H25ZM30 120H31V118H30ZM46 120H47V119H46ZM50 120H51V119H50ZM50 120H49V121H50ZM64 120H65V119H64ZM75 120H74V121H75ZM85 120H86V119H85ZM134 120H136V118H135ZM154 120H155V118H153V119H152L151 121H149V122L152 123V124H153V123H156V124H157V125H156V128H158V123H157L156 121H154ZM171 120H172V119H171ZM257 120H258V119H257ZM9 121H6V122H9ZM13 121H14V120H13ZM38 121H39V120H38ZM52 121H53V120H52ZM65 121H66V120H65ZM102 121H103V120H102ZM0 122H1V125H2V123H3V125H5V124H4L5 122H3V121H1V120H0ZM17 122H18V121H17ZM30 122H33V120L30 121ZM45 122H46V121H45ZM61 122H62V121H61ZM70 122H69V123H70ZM75 122H76V121H75ZM103 122H104V121H103ZM107 122H110V121H107ZM149 122H148V124H149ZM161 122H162V121H161ZM254 122H255V121H254ZM258 122H259V121H258ZM12 123H15V124H16V122H12ZM34 123H35V122H34ZM34 123H33V124H34ZM54 123H55V122H54ZM59 123H60V122H59ZM69 123H68V124H69ZM72 123H73V122H72ZM72 123L69 124L70 126H69V129H68V133L70 132L69 130H71L72 127H73V130H74V126H71ZM101 123H102V122H101ZM118 123H120V122H118ZM124 123H125V122H124ZM136 123H137V121H136L134 124H136ZM168 123H170V122H168ZM180 123H181V122H180ZM180 123H179V124H180ZM182 123H183V122H182ZM182 123L180 124V126L182 125L181 127H184V126H183L184 124H182ZM259 123H260V122H259ZM7 124H9V123H7ZM41 124H42V122H41ZM55 124H56V123H55ZM57 124H58V123H57ZM57 124H56V125H57ZM65 124L67 125V123H65ZM65 124L63 123V124H61V125H65ZM87 124H88V123H87ZM95 124H96L95 126H98L97 123H95ZM106 124H107V123H106ZM114 124H115V123H114ZM132 124H133V123H132ZM137 124H140V121H139ZM161 124H163V123H161ZM161 124H160L159 128L161 127ZM176 124H177V123H176ZM242 124H243V123H242ZM1 125H0V126H1ZM13 125H14V124H13ZM13 125H12V126H13ZM16 125H17V124H16ZM36 125H37V124H36ZM36 125H35V127H36ZM38 125H39V123H38ZM53 125H54V124H53ZM74 125L76 126L77 124H74ZM107 125H108V124H107ZM154 125H155V124H153V126H154ZM167 125H168V124H167ZM169 125H170V124H169ZM209 125H210V124H209ZM6 126H7V125H6ZM6 126H4V127H6ZM9 126H10V125H9ZM18 126H20V128H21V130L19 131V135H18L19 137H17L18 142L20 141V144H21V141L24 140V139H25L26 141H29L30 138L28 139V137H29V134H30V133L32 134V132H33V130H32V129H34L33 125H32L33 128H31V131H30V130H27V128H28L29 126H31L30 124H27V123H23V122H22V124H20V125H18ZM41 126H42V125H41ZM51 126H52V125H51ZM54 126H55V125H54ZM91 126H92V125H91ZM135 126H136V125H135ZM137 126H138V125H137ZM140 126H141V125H140ZM202 126H203V125H202ZM207 126H208V125H207ZM243 126H244V125H243ZM250 126H251V125H250ZM1 127H2V126H1ZM4 127H3V128H4ZM14 127H15V125L13 126V128H14ZM52 127H53V126H52ZM57 127H58V126H57ZM76 127H77V126H76ZM114 127H115V126H114ZM128 127H129V126H128ZM138 127H139V126H138ZM149 127H150V126H149ZM162 127H163V125H162ZM211 127H212V126H211ZM246 127H247V126H246ZM253 127H254V126H253ZM7 128H9V127H7ZM7 128H6V130H7ZM37 128H38V126H37ZM70 128H71V129H70ZM85 128H86V127H85ZM95 128H97V127H95ZM108 128H109V127H108ZM108 128H107V129H108ZM116 128H117V127H116ZM122 128H123V127H122ZM126 128H127V127H126ZM141 128H142V127H141ZM151 128H152V126H151ZM153 128H155V126H154ZM156 128H155V129H156ZM179 128H180V127L175 128V130H176V129H179ZM185 128H186V125H185ZM251 128H252V127H251ZM0 129H1V128H0ZM10 129H11V128H10ZM10 129H9V131H10ZM15 129H16V128H15ZM44 129H45V128H44ZM47 129H50V128H47ZM54 129H55V128H54ZM56 129H59V128H56ZM62 129H63V128H62ZM83 129H84V128H83ZM87 129H89V128H87ZM93 129H94V128H93ZM107 129H106V130H107ZM110 129H111V128H110ZM114 129H115V128H114ZM135 129L137 130L138 128H135ZM201 129H202V128H201ZM255 129H256V128H255ZM257 129H258V127H257ZM1 130H2V129H1ZM4 130H5V128H4ZM37 130L40 131L39 129H37ZM37 130H36V135H40V136L36 139V141H34V143H35V142H36V143H39L38 145L40 146V144L45 140L44 138L42 139V137H44V135L42 136V134H45V131H46V130H45V131H40V132H37ZM75 130H76V129H75ZM91 130H92V129H91ZM97 130H98V129H97ZM112 130H113V129H112ZM124 130H125V129H124ZM138 130H139V129H138ZM138 130H137V131H138ZM140 130H141V129H140ZM9 131H7V132H9ZM15 131H16V130H15ZM34 131H35V129H34ZM113 131H114V130H113ZM131 131H132V130H131ZM146 131H147V129H146ZM148 131H150V130H148ZM148 131H147V133H146L147 135H148ZM151 131H152V129H151ZM203 131H204V130H203ZM206 131H207V129H206ZM257 131H258V130H257ZM259 131H262V130L259 129ZM1 132H4V131H1ZM1 132H0V134H1ZM13 132H14V130H13ZM13 132H12V133H13ZM63 132H64V131H63ZM84 132H85V131H84ZM87 132H88V131H87ZM105 132H106V131H105ZM107 132L109 133V131H107ZM133 132H134V131H133ZM133 132H132V136H131V138H132V137L135 138V137L133 136ZM164 132H165V131H164ZM178 132H179V130H178ZM209 132H210V131H209ZM263 132H264V131H263ZM12 133H11V134H12ZM14 133H15V132H14ZM53 133H54V132H53ZM64 133H66V132H64ZM72 133H74V131L71 130V133H69L70 136L72 135ZM85 133H86V132H85ZM95 133H96V132H95ZM110 133H111V132H110ZM122 133H123V131H121L120 134H122ZM137 133H138V132H137ZM153 133H154V129H153ZM168 133H169V132H168ZM172 133H173V132H172ZM172 133H170V137H171V134H172ZM260 133H261V132H260ZM2 134H5V133H2ZM8 134H9V133H8ZM31 134H30V137H31ZM49 134H50V132H49ZM51 134H52V133H51ZM88 134H89V133H88ZM103 134H104V133H103ZM116 134H118V133L116 132ZM165 134H166V133H165ZM174 134H175V133H174ZM176 134H177V133H176ZM176 134H175V136L177 137V135H179L180 133L177 134V135H176ZM204 134H205V133H204ZM6 135H7V133H6ZM6 135H4V136H6ZM32 135H33V134H32ZM36 135H34L35 138L37 137ZM89 135H90V134H89ZM96 135H97V134H96ZM105 135H106V134H105ZM129 135H130V134H129ZM151 135H152V133H151ZM14 136H15V134H14ZM48 136H49V135H48ZM48 136H47V137H48ZM61 136H62V134L60 135V137H61ZM68 136H69V135H68ZM72 136H74V135H72ZM144 136H145V134H144ZM163 136H165V135H163ZM168 136H169V135H168ZM199 136H200V135H199ZM12 137H13V136H12ZM32 137H33V136H32ZM84 137H85V136H84ZM84 137H83V138H84ZM89 137H90V136H89ZM118 137H119V136H118ZM124 137H125V136H124ZM126 137H127V136H126ZM126 137H125V138H126ZM137 137H138V135H137ZM145 137H146L145 139L147 140V136H145ZM180 137H181V136H180ZM2 138H5V137L2 136ZM2 138H1V139H2ZM9 138H11V137H9ZM35 138H34V139H35ZM65 138L68 139V138H70V137L67 138V136H65ZM129 138H130V136H129ZM149 138H150V137H149ZM173 138H174V137H172L171 140H170V139H168V140L173 141V140H174ZM205 138H206V137H205ZM11 139H12V138H11ZM15 139H16V138H15ZM17 139H16V140H17ZM21 139H22V140H21ZM60 139H61V138H60ZM63 139H64V134H63L62 140H63ZM91 139H92V138H91ZM98 139H99V137H98ZM126 139L128 140V138H126ZM145 139H144V140H145ZM165 139H166V138H165ZM47 140H49V141L47 142V141L45 140V142H47L49 145H50V144L53 145V143H56V142H57V138H56L55 135H51V137L49 136V138H48ZM58 140H59V134H58ZM62 140H61V141H62ZM71 140H72V138H71ZM94 140H95V138H94ZM96 140H97V139H96ZM96 140H95V141H96ZM132 140H133V139H132ZM208 140H209V139H208ZM263 140H264V139H263ZM5 141H6V140H5ZM8 141H9V140H8ZM12 141H14V139H12ZM30 141H33V138H32V140H30ZM30 141H29V142H30ZM59 141H60V140H59ZM64 141H66V140H64ZM69 141H70V139H69ZM69 141H67V142H69ZM72 141H73V140H72ZM72 141H71V143H72ZM123 141H125L124 138H123ZM130 141H131V139H130ZM162 141H163V140H162ZM170 141H169V142H170ZM204 141H205V140H204ZM206 141H207V140H206ZM0 142H3V139H2ZM67 142H65V144H67ZM90 142H91V141H90ZM90 142H89V143H90ZM133 142H134V141H133ZM136 142H137V141H136ZM146 142H148V141H146ZM164 142H165V141H164ZM164 142L162 143L163 146H164V144H166L168 141H166L165 143H164ZM9 143H11V142L9 141ZM69 143H70V142H69ZM74 143H75V142H74ZM76 143H77V142H76ZM93 143H94V142H93ZM95 143L97 144V142H95ZM98 143H99V142H98ZM128 143H129V142H128ZM3 144H4V143H3ZM7 144H8V143H7ZM7 144H5V145H7ZM24 144H25V143H24ZM31 144L33 145L32 142H31ZM31 144H30V145H31ZM162 144H161V145H162ZM168 144H170V143H168ZM1 145H2V144H1ZM11 145H12V144H11ZM18 145H19V144H18ZM21 145H22V144H21ZM26 145H27V144H25V146H26ZM35 145H37V144H35ZM35 145H33V146H35ZM45 145H46V144H45ZM62 145H63V144H62ZM69 145H70V144H69ZM71 145H72V144H71ZM102 145L104 146L103 143H102ZM123 145H124V144H123ZM125 145H126V142H125ZM127 145H128V144H127ZM130 145H131V144H129V147H128V146H127V147L130 148V150H131V147H132V146L130 147ZM161 145H160V146H161ZM166 145H167V144H166ZM166 145H165V146H166ZM171 145H172V147H173L174 143L171 144ZM171 145H169V146H171ZM263 145H264V144H263ZM2 146H3V145H2ZM9 146H10V145H9ZM25 146L23 145L24 148H26ZM72 146H74V144H73ZM72 146H71L70 149H69V146H68V144H67V147H68V150H67V151H68V153H63V152H62L61 154H62V155L67 154V156H68V155L70 156L71 153L69 154V151H70L71 149H74V148H72ZM93 146H94V145H93ZM97 146H100V147H101V145H97ZM103 146L101 147L102 149H104ZM142 146H143V147L141 148V151H140V154H139V157H138V161H137V167H138V169H139V173H140V174H139V173L137 172L138 175H139V176H144V175H142V173L145 172V171H149V172H148L149 174L152 172V173H155V174H160L161 176L164 174V175H163L164 178H166L165 175H168V176L170 177L171 175L169 174V172H170V169H171V163H172V160H173V155H172V153H171V150H170V149H168V150H164V151H156V150H155L153 153H149V154H147V153H146V147H145V145H142ZM165 146H164V147H165ZM5 147H6V146H5ZM12 147H13V146H12ZM14 147H16V148H14V149H18L19 147L23 148L22 146H18V148H17V146H15V145H14ZM31 147H32V146H31ZM37 147H38V146H37ZM37 147H36V149H38V148H40V147H43V148H44L45 146H40V147H38V148H37ZM47 147H48V146H47ZM56 147H57V146H56ZM63 147H65V146H62V148H63ZM76 147H80V146H78V143H77V146H76ZM123 147H124V146H123ZM123 147H122V148H123ZM2 148H3V147H2ZM6 148H7V147H6ZM8 148H9V147H8ZM21 148H20V149H21ZM24 148H23V149H24ZM27 148H28V147H27ZM27 148H26V149H27ZM53 148H54V147L52 146V147L50 148V151H49V152L53 153V151L51 150V149H53ZM57 148H59V146H58ZM62 148H61V150H63ZM90 148H91V147H90ZM92 148H94V147H92ZM98 148H99V147H98ZM101 148H99V149H101ZM3 149H4V148H3ZM3 149H2V150H3ZM10 149H11V148H10ZM20 149H18V150H20ZM34 149H35V148H33V150H34ZM36 149H35V150H36ZM40 149L43 150L42 148H40ZM45 149H46V147H45ZM45 149H44V150H45ZM66 149H67V148H66ZM66 149H65V151H66ZM41 150H40V151H41ZM44 150L41 151V153H42V152H45ZM55 150H57V149L54 148V152H55ZM74 150H75V149H74ZM76 150H77V149H76ZM85 150H86V149H85ZM95 150H96V149H95ZM130 150H129V151H130ZM133 150H135V148H134ZM3 151H4V150H3ZM22 151H24V150H22ZM27 151H29V149H28ZM40 151H38V152H40ZM46 151H48V150H46ZM57 151H58V150H57ZM57 151H56V152H57ZM63 151H64V150H63ZM90 151H91V150H90ZM99 151H100V150H98V152H99ZM122 151H123V150H122ZM122 151H121V152H122ZM5 152H6V151H5ZM5 152H4L3 154H1V156L4 155ZM30 152H31V151H30ZM60 152H61V151H60V149H59L58 155L60 154ZM108 152H109V151H108ZM134 152H135V151H134ZM173 152H174V151H173ZM8 153H9V151H8ZM10 153H11V152H10ZM35 153H36V151H35ZM95 153H96V152H95ZM122 153H123V152H122ZM122 153H120V154L122 155ZM127 153H128V152H127ZM6 154H7V152H6ZM6 154H5L4 156H7ZM39 154H40V153H39ZM42 154H43V153H42ZM45 154H46V153H45ZM53 154H54V153H53ZM53 154H52V155H53ZM56 154H57V153H55V156H57ZM73 154H74V152L72 153V155H73ZM109 154H110V153H109ZM10 155H11V154H10ZM16 155H18V154H16ZM76 155H78L77 157H79L78 159H80L79 154L77 153ZM96 155H97V154H96ZM128 155H129V154H128ZM11 156H14V155H13V152H12V155H11ZM11 156H10V157H11ZM119 156H120V155H119ZM119 156H118V157H119ZM125 156H126V150H125ZM18 157H19V156H18ZM47 157H48V156H47ZM60 157H65V156H60ZM74 157H75V156H74ZM77 157H76V158H77ZM93 157H94V156H93ZM118 157H117V158H118ZM120 157H121V156H120ZM126 157H127V156H126ZM126 157H125V158H126ZM128 157H129V156H128ZM2 158H4V157L2 156ZM5 158H7V157H5ZM8 158H9V157H8ZM22 158H23V157H21V159H22ZM32 158H34V157H32ZM35 158H36V157H35ZM35 158H34V159H35ZM49 158H50V157H49ZM67 158H68V157H67ZM117 158H116V159H117ZM0 159H1V158H0ZM9 159H10V158H9ZM18 159H20V157H19V158H17V157H13V159L8 160V162L10 161V165L12 166V165L17 164L16 161L18 162ZM25 159H26V158H25ZM25 159H24V162H23L24 165H25ZM34 159H33V160H34ZM42 159H43V158H42ZM69 159H71V157H70ZM116 159H115V160H116ZM118 159H119V158H118ZM121 159H122V158H121ZM121 159H120V161H121ZM123 159H124V158H123ZM123 159H122V160H123ZM127 159H129V158H127ZM130 159H131V158H130ZM29 160H30V157H29ZM29 160H28V158L26 159V161H28V162H29ZM40 160H41V158H40ZM57 160H58V159H57ZM61 160H62V159H61ZM113 160H114V159H113ZM125 160H126V159H124V167L126 166V165H125V164H126V163H125V162H126ZM22 161H23V159H22ZM50 161H51V159H50ZM50 161L43 160L42 162H40L41 164H40L39 171L42 172L41 174H46V175H45L46 177H47V176L50 177L51 175H53V177L56 176V174L58 173V171H60V169H61V168H60V169H59V168H54V165H53L52 162H50ZM52 161H53V160H52ZM55 161H56V160H54L53 162H54L55 164H57ZM75 161H76V160H75ZM116 161H117V160H116ZM4 162H6L5 159H4ZM4 162H3V163H4ZM30 162H31V160H30ZM35 162H36V160H35ZM35 162H34V163H35ZM59 162L61 163V161H59ZM79 162H80V161H79ZM3 163H1V164H3ZM19 163H20V161L18 162V164H19ZM23 163H21V165H22ZM38 163H39V162H38ZM69 163H70V162H69ZM117 163H118V162H117ZM121 163H123V162H120V164H121ZM8 164H9V163H7V165H8ZM26 164H27V163H26ZM30 164H32V167L34 168V166H35L37 163H36L35 165H33V162H32V163H29V165H30ZM51 164H52V165H51ZM58 164H59V163H58ZM58 164H57V165H58ZM63 164H64V163H63ZM63 164H60V165L63 166ZM115 164H116V162H115ZM10 165H9V166H10ZM24 165H23V166H24ZM4 166H5V165H4ZM9 166H8V167H9ZM18 166H19V165H18ZM25 166H26V165H25ZM27 166H28V165H27ZM36 166H38V165H36ZM55 166H56V165H55ZM66 166H68V165H66ZM117 166H118V165H117ZM119 166H120V165H119ZM2 167H3V166H2ZM19 167H20V166H19ZM21 167H22V166H21ZM30 167H31V166H30ZM32 167H31V168H32ZM52 167L54 168V171H55V172L52 170V169H53ZM59 167H61V166H59ZM72 167H73V166H71L70 168H72ZM68 168H69V167H68ZM70 168H69V169H70ZM73 168H74V167H73ZM110 168H111V167H110ZM1 169H2V168H1ZM19 169H20V168H19ZM28 169H29V168H28ZM28 169H27V171H28ZM55 169H57V170H55ZM58 169H59V170H58ZM111 169L113 170V168H111ZM111 169H108L106 172H108V171L110 172ZM124 169H125V168H124ZM7 170H8V169H7ZM11 170H12V169H11ZM11 170L9 169L8 171L11 172ZM15 170H16V169H15ZM17 170H18V167H17ZM17 170H16V171H17ZM129 170H130V167H129V165H128V167H126V170H125V171L129 172ZM12 171H13V170H12ZM18 171H21V170H18ZM31 171H33V170H31ZM31 171H30V172H31ZM34 171H35V169H34ZM66 171H67V169H66ZM78 171H79V170H78ZM81 171H82V170H81ZM81 171H80V172H81ZM83 171H84V170H83ZM87 171H88V170H87ZM123 171H124V170H123ZM10 172H9V175H12V174H10ZM24 172H25V171H24ZM36 172H38V171H36ZM106 172H105V173H106ZM1 173H2V172H1ZM1 173H0V174H1ZM3 173H4V171H3ZM3 173H2V174H3ZM33 173H34V172H33ZM59 173H60V172H59ZM64 173H65V171H64ZM67 173H68V172H67ZM71 173H72V172H71ZM71 173H70V174L68 173V174L71 175ZM74 173H75V171H74ZM170 173H171V172H170ZM4 174H5V173H4ZM19 174H20V173H19ZM25 174H26V173H25ZM108 174H109V173H107V175H108ZM114 174H115V173H114ZM145 174H146V173H145ZM32 175H33V174H32ZM32 175H31V176H32ZM75 175H76V174H75ZM109 175H113V174L111 173V174H109ZM122 175H123V174H122ZM125 175H126V174H125ZM160 175H159V176H160ZM6 176H8V175H6ZM41 176H43V175H41ZM63 176L66 177V175H63ZM67 176H68V175H67ZM71 176H72V175H71ZM80 176H81V175H80ZM149 176H150V175H149ZM152 176H153V175H152ZM161 176H160V177H161ZM163 176H162V177H163ZM14 177H15V176H14ZM38 177H39V176H38ZM43 177H44V176H43ZM43 177H42L41 179L44 180ZM76 177H77V176H76ZM78 177H79V175H78ZM81 177H82V176H81ZM111 177H112V176H111ZM121 177H122V176H121ZM136 177H137V175H136ZM156 177H158V176H156ZM214 177H215V176H214ZM0 178H1V177H0ZM5 178H6V177H5ZM9 178H10V177H9ZM11 178L13 179L12 176H11ZM32 178H33V177H32ZM39 178H40V177H39ZM50 178H51V177H50ZM50 178H49V179H50ZM60 178H61V177H60ZM103 178H105L104 175H103ZM134 178H135V177H134ZM146 178L149 179V177H145V179H146ZM3 179H4V178H3ZM7 179H8V178H7ZM62 179H63V177H62ZM64 179H65V178H64ZM71 179H74V178L71 177ZM81 179H83V177H82ZM95 179H96V178H95ZM113 179H114V178H113ZM137 179H138V177H137ZM145 179H144V180H145ZM167 179H168V177H167ZM18 180H19V179H18ZM34 180H35V179H34ZM34 180H33V181H34ZM38 180H39V179H38ZM46 180H47V178H46ZM46 180L44 181L45 183H46ZM68 180H69V179H68ZM87 180H88V179H87ZM96 180H97V179H96ZM103 180H104V179H103ZM115 180H116V179H115ZM119 180H120V179H119ZM122 180H123V179H122ZM144 180H143V182H144ZM157 180H159V179H157ZM160 180H161V179H160ZM160 180H159V181H160ZM41 181H42V180H41ZM41 181H40V182H41ZM48 181H49V180H48ZM50 181H51V179H50ZM54 181H55V180H54ZM60 181H61V180H60ZM60 181L58 182V184H60ZM72 181H73V180H72ZM72 181H70V182H72ZM109 181H110V180H109ZM124 181H125V180H124ZM131 181H132V180H131ZM131 181H130L128 184H126L125 187H122V188H124V191H121V192L124 193L123 196H125L126 198H127V196H126L127 193H131V189H132V187H135V186H133L134 183H135L134 181H137V180H134V181H132V182H131ZM140 181H142V180H140ZM145 181H146V180H145ZM148 181H150V179H149ZM1 182H3V181H1ZM6 182H7V181H6ZM10 182H12V181H10ZM29 182H30V181H29ZM38 182H39V181H38ZM38 182H37V183H38ZM68 182H69V181H68ZM70 182H69V183H70ZM80 182H81V180H80ZM94 182H95V181H94ZM103 182H104V181H102V183H103ZM118 182H119V181H118ZM138 182H139V181H138ZM150 182H153V178H152V181H150ZM154 182H155V179H154ZM3 183H4V182H3ZM19 183H20V182H19ZM22 183H23V182H22ZM31 183H32V182H31ZM35 183H36V182H34L33 185H35ZM37 183H36V184H37ZM47 183H49V186L52 185L50 182H47ZM52 183H53V181H52ZM74 183H75V182H74ZM82 183H83V182H82ZM136 183H137V182H136ZM146 183H147V181L145 182V184H144V183H143V184L146 185V188H148ZM155 183L158 184V181H156ZM159 183L161 184V181H160ZM162 183H163V181H162ZM171 183H172V182H171ZM24 184H25V183H24ZM63 184H64V183H63ZM138 184H139V183H138ZM141 184H142V182H141ZM160 184H159V185H160ZM256 184H257V183H256ZM256 184H255V186H256ZM19 185H21V184H19ZM27 185H28V184H27ZM30 185H31V184H30ZM30 185H29V186H30ZM33 185H32V186H33ZM102 185H103V184H102ZM106 185H107V184H106ZM106 185H105V187H106ZM112 185H113V184H112ZM144 185H143V188H144ZM161 185H162V184H161ZM1 186H3V185H1ZM8 186H9V185H8ZM37 186H39V184H38ZM42 186H43V185H42ZM49 186L47 185V187H46V186H44V187H45V189H47ZM60 186H61V184H60ZM117 186H118V187H119V186H123V181H120V182L117 184ZM139 186H140V185H139ZM148 186H150V185H149V182H148ZM259 186H260V185H259ZM40 187H41V185H40ZM44 187L41 188V189H44ZM55 187H56V186H55ZM66 187H69V186L67 185ZM111 187H112V186H111ZM137 187H138V186H137ZM175 187H176V186H175ZM9 188H10V187H9ZM24 188H25V187H24ZM27 188L29 189V187H27ZM69 188H70V187H69ZM69 188H68V189H69ZM102 188H103V187H102ZM109 188H110V187H109ZM112 188H113V187H112ZM0 189H1V188H0ZM12 189H13V188H12ZM22 189H23V188H22ZM58 189H59V188H58ZM65 189H66V188H65ZM104 189H105V188H104ZM136 189H137V190H136ZM136 189H134V190H136L137 192H134V193L137 194L139 188H136ZM23 190H24V189H23ZM55 190H56V189H55ZM105 190H106V189H105ZM111 190H112V189H111ZM132 190H133V189H132ZM142 190H144V189H142ZM159 190H160V189H159ZM165 190H166V189H165ZM172 190H173V189H172ZM0 191H1V190H0ZM19 191H20V189H19ZM24 191H25V190H24ZM24 191H23V192H24ZM40 191H42V190H40ZM12 192H13V191H12ZM16 192H17V191H16ZM29 192H30V190H29ZM36 192H37V189H36ZM48 192H49V191H48ZM48 192H47V193H48ZM62 192H63V191H62ZM67 192H68V191H67ZM168 192H169V191H168ZM168 192H167V193H168ZM25 193H27V192H25ZM63 193H64V192H63ZM69 193H70L71 195H74V194H75V192H73L72 190H69ZM107 193H108V192H107ZM258 193H259V192H258ZM17 194H18V193H17ZM41 194H42V193H41ZM52 194H53V192H52ZM259 194H260V193H259ZM22 195H23V193H22ZM47 195H48V194H47ZM59 195H60V193L58 194V196H59ZM106 195H107V194H106ZM132 195H134V194H132ZM167 195H168V194H167ZM6 196H7V195H6ZM18 196H19V195H18ZM18 196H17V197H18ZM27 196H28V194H27ZM29 196H30V195H29ZM32 196H33V194L31 193V197H32ZM35 196H37V195H35ZM51 196H52V195H51ZM61 196H62V195H61ZM111 196H112V195H111ZM128 196H130V195L128 194ZM19 197H20V196H19ZM31 197H30V198H31ZM125 197H124V198H125ZM131 197H132V196H131ZM257 197L259 198L260 196H257ZM20 198H21V197H20ZM33 198H34V197H32V199H33ZM176 198H177V197H176ZM262 198H263V197H262ZM3 199H4V198H3ZM22 199H23V198H22ZM32 199H30V200H32ZM36 199H37V197H36ZM44 199H45V198L43 197L42 200H44ZM50 199H51V198H50ZM54 199H55V198H54ZM54 199H53V200H54ZM57 199H60V198L58 197ZM117 199H118V198H117ZM127 199H128V198H127ZM39 200H40V199H39ZM60 200H61V199H60ZM122 200H123V199H122ZM122 200H121V201H122ZM163 200H164V199H163ZM34 201H35V200H34ZM44 201H45V200H44ZM50 201H51V200H49V202H47V203H50ZM57 201H58V200H57ZM57 201H56V199H55V202H57ZM123 201H125V200H123ZM35 202H36V201H35ZM35 202H34V203H35ZM37 202H38V201H37ZM51 202H52V201H51ZM162 202H163V201H162ZM162 202H161V203H162ZM171 202H172V201H171ZM13 203L16 204L15 202H13ZM19 203H20V202H19ZM59 203H60V202H59ZM32 204H33V203H32ZM36 204H37V203H36ZM147 204H148V203H147ZM219 204H220V203H219ZM258 204H259V202H258ZM25 205H26V204H25ZM34 205H35V204H34ZM37 205H38V204H37ZM149 205H150V204H149ZM156 205H157V204H156ZM3 206H4V205H3ZM10 206H14V205L11 203ZM159 206H160V205H159ZM173 206H174V205H172V203H169V204H168V202L166 201V202L164 203L163 206H161V207H158V206L156 207V206H154V207H152V208L149 207V210H148V211L143 212L141 215H138V214H137V216H132V217H130V216L126 215L125 213H122V214H121V213H117L116 215L113 216V218H111L110 220H108V222L106 223V227H108V228H113V227L126 226V225L142 226V225H144V224H146V223H149V224H150V223H154V222H161L163 219L169 217V215H173V214L177 213V211L174 209ZM188 206H189V205H188ZM15 207H16V206H15ZM22 207H23V206H22ZM115 207H116V206H115ZM186 207H187V206H186ZM189 207H190V206H189ZM9 208H10V207H9ZM11 208H12V207H11ZM53 208H54V207H53ZM0 210H1V209H0ZM2 210H3V209H2ZM12 210H14V208H13ZM12 210H11V211H12ZM5 211H7V208H6ZM180 211H181V210H180ZM12 212H14V211H12ZM50 212H51V210H50ZM57 212H58V211H57ZM132 212H133V211H132ZM184 212H186V211H184ZM19 213H20V212H19ZM36 213H38V211H37ZM186 213H188V212H186ZM133 214H135V213H133ZM27 215H28V214H27ZM37 215H38V214H37ZM0 216H1V215H0ZM20 216H21V215H20ZM25 216H26V215H25ZM55 216H56V215H55ZM55 216H54V217H55ZM33 217H34V216H33ZM35 218H36V217H35ZM1 219H2V218H1ZM21 219H22V216H21ZM55 219H56V217H55ZM27 220H28V219H27ZM10 221H11V220H10ZM33 221H34V220H33ZM51 221H52V220H51ZM94 221H95V220H94ZM31 222H32V221H31ZM31 222H30V223H31ZM26 223H27V222H26ZM56 223H57V222H56ZM56 223H55V224H56ZM92 223H93V222H92ZM12 225H13V224H12ZM36 225H37V224H36ZM91 225H92V224H91ZM23 226H24V225H23ZM27 226H28V224H27ZM58 226H59V225H57V227H58ZM62 226H63V225H62ZM65 226H66V228H65V230H64L63 233H60V235H56V234L52 235V238H51L52 240H51V242L49 243V245H47V244L44 243L45 245L48 246L46 250H43V249H42L43 251L40 250V251H42V252L37 253V252H35V251L33 252V249L31 250L30 248H26V249L21 253V259H28L29 257H32V256H38V257L41 256V258H40V260H41V264H53L54 262H57L60 258H62L65 254H67V253L69 252V250H65V247H64L65 245H64V242H63V241L66 240L67 237L71 236V234H73V233L76 231V230L74 231V229H72V225H71V226H68V227H67V225H65ZM93 226H94V225H93ZM8 227H9V226H8ZM15 227H16V226H15ZM37 227H38V226H37ZM62 228H63V227H62ZM62 228H61V229H62ZM9 229H10V228H9ZM2 232H3V231H2ZM54 233H55V232H54ZM85 235H89V234L86 232ZM85 235H84V236H85ZM80 236H81V235H80ZM71 237H72V236H71ZM71 237H70V238H71ZM85 237H86V236H85ZM26 238H27V237H26ZM70 238H69V239H70ZM34 239H35V238H34ZM27 240H29V239L27 238ZM67 240H68V239H67ZM21 242H22V241H21ZM21 242H20V243H21ZM24 242H25V241H24ZM29 242H36V241H33V239H32V240H30ZM29 242H28V243H29ZM28 243H27V245H28ZM23 244H24V243H23ZM44 244H43V246H44ZM27 245H25V246H27ZM37 245H39V244H37ZM19 246H20V245H19ZM19 246L16 247V248H13V249H8V250H6V249H7V248H6V249H5V250H6V251H5V252H6L5 254H6V255H11L13 258H14V257L16 258ZM28 246H29V245H28ZM39 246H40V245H39ZM43 246H41V248H42ZM23 247H24V245H23ZM35 247H36V244H35ZM43 248H44V247H43ZM45 248H46V247H45ZM45 248H44V249H45ZM37 249H38V247H37ZM39 249H40V248H39ZM10 250H11V251H10ZM0 251H1V250H0ZM21 251H22V250H21ZM36 251H37V250H36ZM38 251H39V250H38ZM70 251H71V250H70ZM46 252H47V253H46ZM47 254H52V255L54 256V259L51 260L50 258H47V257H46ZM18 257L20 258V256H18ZM72 264H88V262L85 263V262H83V261H76L75 263H72Z\"/></svg>",
  "mask_w": 264,
  "mask_h": 264
},
{
  "label": "crops",
  "instance_id": "0c3cea01",
  "mask_svg": "<svg viewBox=\"0 0 264 264\" xmlns=\"http://www.w3.org/2000/svg\"><path fill=\"white\" fill-rule=\"evenodd\" d=\"M114 1L118 7L122 8V12L119 11L118 14L124 16L132 15L134 17L133 20L149 18L154 24L153 27L159 31L163 30L168 21V0ZM138 37L139 33L132 30L130 33L132 46H129V49H137L136 39ZM124 96L125 95H120L119 97L123 99ZM200 131H203L200 127L192 128L188 133V141L183 143L184 146H188L187 152L184 150L185 148H183L182 151L188 154V168L190 174H193L189 176L190 183L195 184L196 187H204L206 190L215 191L216 194L219 195L218 199L222 206L223 214H229L231 212L236 214H260L261 210L264 212V196L261 195L260 192L259 194L258 191L245 189L246 184H248L247 179L250 172H248L247 165L228 161L224 158L210 154L202 144L198 143L199 139L197 135ZM180 161V159H176L177 166L181 163ZM213 174L216 175V177H212ZM216 187H221L222 190L219 191ZM205 193L207 195V191ZM257 196L260 197L258 198ZM198 198L199 197L197 196L196 199ZM208 209L209 208L206 205L203 212L206 219L214 216L213 206H211L209 210ZM218 214H220V212H218ZM217 224L218 223H210L202 228L196 226L189 228L194 231L201 229L208 232H214V225ZM244 228L245 227H242L243 230ZM237 229L238 227L236 230ZM216 230L232 231V227H229L228 225L224 227L223 225ZM252 231V236L229 232L224 234L223 238H220V234H210L203 239H189L191 242H226V244L224 246L218 245L208 250H201L199 247L195 246L193 249L189 250L184 257L173 259L187 260L188 264H264V228H254ZM178 241L179 239H177L176 242ZM107 257L163 258L161 256H152L149 254H126L124 256L109 255Z\"/></svg>",
  "mask_w": 264,
  "mask_h": 264
},
{
  "label": "water",
  "instance_id": "95a60500",
  "mask_svg": "<svg viewBox=\"0 0 264 264\" xmlns=\"http://www.w3.org/2000/svg\"><path fill=\"white\" fill-rule=\"evenodd\" d=\"M81 243H82V242H80L76 247H74L71 251H69L67 254H65L62 258L66 257V256H67L68 254H70L72 251H74L75 249L79 248ZM62 258H60L59 260H61ZM59 260H58V261H59ZM58 261H57V262H58ZM57 262H54L53 264H56Z\"/></svg>",
  "mask_w": 264,
  "mask_h": 264
}]
</instances>
